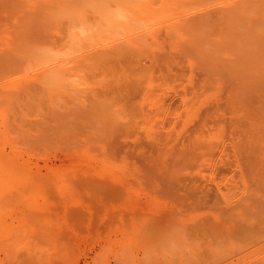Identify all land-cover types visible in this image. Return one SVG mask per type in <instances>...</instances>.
<instances>
[{
	"label": "bare ground",
	"instance_id": "bare-ground-1",
	"mask_svg": "<svg viewBox=\"0 0 264 264\" xmlns=\"http://www.w3.org/2000/svg\"><path fill=\"white\" fill-rule=\"evenodd\" d=\"M1 16H3V19L1 18ZM0 18L4 22V23L2 22L3 24L1 23L4 27V28L1 27V28H3V30L0 28L1 29L0 32H2V33H0V63L3 64V65H1L2 67L0 66V70H2L1 71L2 73L1 72L0 73L2 75L3 74L7 75V73H5V72H8L9 74L5 77L11 76V75H14L17 77L18 75H20V77H21L20 79H22L21 81L23 82L22 75H25V76L28 75L27 77H29V75H30V78L33 77L32 79H34V80L32 82L31 81L29 82V80H31V79L28 78L29 79L28 80L26 77L29 84L30 83L34 84V82L35 83L37 82L38 84H36V85L38 86L42 83L40 87H41V89H43L44 86H46V83L49 82V79L53 80V81L55 80V82L58 85L62 83L61 78H59L60 79L59 83L57 82L58 79H56V78L52 79L51 78L54 76L55 72L57 73V71L59 72L60 70L63 69L61 67V66H63L62 63L68 61V62H71L73 64V62H75L72 65L71 69L66 68L67 66H65V68L67 69L66 72L68 70H72V73L74 72V73H77V75H79L78 73H82L83 71L82 72H78V71H81L84 69V67H81V66H86L87 64H89L88 61H90V65L92 64L91 68L93 66L101 67L104 75H106L113 68L121 69V71L119 73H117V76L115 77L114 82H112V84L108 85L109 87L106 90H109V89H112L110 87L113 84L115 85V81H117L116 78L120 79V77L122 76L121 74L126 73L128 76L129 75L131 76V74L129 72L133 73V77L137 81V84H135V83L132 84L134 86H132L131 83L128 82L125 78L122 80L127 82L128 88L130 85L132 86V87L130 86V88L128 89V90L131 89L130 93L133 94L137 88H139V91L141 90L140 93H143L142 94L143 98L140 102H141L142 109L144 110L143 111V115H144L143 125H144V129L146 130V133H147V134L145 133L147 140L142 141V142H144V144H142V142H141L142 145L138 146V148L136 150L138 151L139 158H140L139 164L142 163V164H144V165H142V167H144V166L146 167V168L144 167L146 178L152 179V180H154V182L156 179V182L158 181L157 183H159L158 185L159 186L161 185V187H158V188L159 189L161 188L162 192L166 196V198H171L172 202H182V203H186V202H195V203H197V202H200V203L201 202H208V203H211V202L212 203L213 202H222V203L223 202H232L233 203L234 202L233 205L231 206L232 209L230 208L231 213L229 212V214H230V215L228 214L229 217H226L228 219L227 223L225 221L226 218H224L223 216H227V215H225L224 212H226V210H227V212L230 211V210H228L230 205L228 206V204H227L228 208L226 209L227 206L225 203H223L225 205V208L223 209L224 212L221 211V214H222V212L224 214V215H222L221 220H223V218H224L225 223L230 226V227L225 228L226 227L225 223L223 221H221L224 224L223 227L225 228L224 229L225 232L227 231L226 234L223 233L224 230H219L223 224H219L220 227L213 226V222H214V225L215 224L217 225L216 221H218V220L217 219L214 220L213 216L210 213L209 214L212 217L211 218L212 223H211V219L209 220V219L205 218L206 219V222H205V219L202 218L204 215H206V213L204 212L205 209L207 210L210 207L211 208L215 207V205H216V209H218L219 203L215 204L213 206H210V204H209L208 206H210V207L207 206V204H208L207 203L206 206H204V208L205 207H208V208H205L204 210H203V207L199 205V207H202V210L205 213L204 215L202 214L201 219L202 220L204 219V221H202V222L209 224V226H211V224H212V227H210L211 229L210 228H206V229L203 228L204 231L202 232V234L203 235L205 234L203 236V238L207 236L208 238L207 237L206 238L208 240L210 237H213L214 238L213 240L216 241V240H218L217 235H220L218 232V230H219V231H222L221 235L225 234L224 236H226L225 237L226 239H225L224 237H222L223 236L222 235L221 240H220L221 237H219V241H222L223 243L225 241L226 242L224 243L223 247L221 246L222 248L221 247L218 248L217 246L218 245L220 246V244H222V242H220V244H218L219 242H213L212 238H210L211 239L210 242L205 241L203 243L202 242V240L204 241L203 238L200 241L199 240V239H201V238H199L200 236H198V238H199L198 239L197 236L195 237L196 234L194 235V233H192L194 236L193 239L197 238L194 242H197V240H198V242H197L198 245L201 244V246H198L197 249H196V247H195V249L194 248L190 249V250H192L193 254H198V256L197 255L195 256L196 258L200 257V261L198 263L199 264L200 263L201 264H233V263L235 264L238 262V264H241V261H242V264L243 263H246V264H264V0H0ZM162 27H164L166 29V33H165L166 36L165 37H164V35L162 37L161 36L162 33H160V30L162 29ZM163 29H162V31H165ZM83 47H85V48H83ZM144 55L145 56H151L153 63L154 64L158 63V65L160 64L161 66L162 65L164 66L167 64L174 65L175 63H177L176 65H179V63H178L179 59H183V57L187 58L186 60L188 62H186V64L189 63L190 67L194 66L195 68L196 67L198 68L197 70H198L199 74H197V77L199 75V79L196 80L197 81L195 83L196 85H194V82H193L195 73L192 72V67L190 68L191 72H188L189 70H187V71L182 70V71L188 72L189 74L184 75L185 73L181 72V74L178 73V74L173 75L172 74V68L174 66H172V68H170L171 66L170 67L167 66V71H166L167 73L162 74L161 79L158 76H157L158 78H155L154 73L150 70L151 68L144 66L147 63V62H145V64H144V62H143ZM91 61L92 62L94 61L93 62L94 64ZM95 62H97L98 64H96ZM109 62H111V63H109ZM105 63H107V64H105ZM9 64H11L9 66V68L6 67V69H5V66H7ZM12 64H14V65L18 64L19 67L17 65H15V69H17V68L18 69L15 70L14 66H12ZM67 65L70 66L71 64L69 65L67 63ZM182 66H183V64H182ZM11 67H13V68H11ZM80 67H81V70H80ZM88 67H89V65H88ZM185 67L186 66H184V68L183 67L182 68L185 69ZM194 67H193V70H194ZM10 68L13 69L15 72L13 70L11 71ZM75 68L76 69L78 68L79 70L78 71L75 70L77 72L73 71V69H75ZM175 68H176V66H175ZM3 69H5V70H3ZM163 69H165V67H163ZM96 70H97V68H96ZM99 70H100V68H99ZM177 70L181 71L180 68H178ZM62 71L64 72L65 70H62ZM117 71H119V70H117ZM13 72L17 73V74H14ZM52 74H53V76H50ZM58 74L59 73H57L56 75H58ZM65 74H67V73H65ZM56 75H55V77H56ZM81 75H83V74H81ZM118 75H121V76H118ZM49 76H50V78H48ZM67 76L70 79L69 78L66 79ZM67 76L65 77L67 83L69 82V80H70V82L72 79L74 80V81H72L73 86H70V87L75 86V90L73 88L72 89L73 91H71V92L75 93L77 95L80 94L82 92V88H81V90L79 89L80 90V93H79V91H76V89H77L76 85H74V82H76L75 84L78 83L77 81H75L77 76L76 75H74L76 77H74L72 75H67ZM61 77H62V75H61ZM91 77H92V75H91ZM109 77H111V76H109ZM45 78H48V79H45ZM84 78L86 79V76H84ZM44 79L46 80L45 85H43V83L45 81ZM79 79H81V77ZM177 79H180V82L183 83L182 90L179 88L182 93L176 92L177 95L180 94V98L175 99L173 102H172V100L170 101V99L173 98L172 95H171L172 98H168L165 95H163V98H162L161 97L162 93L164 94V92L166 90H172L173 89L174 83H172L171 81L176 80V83L177 84L179 83V80L177 81ZM6 80H8V78ZM27 80H26V82H27ZM82 80H83V77H82L81 81H79V83H78L79 85H77V86L81 87V85H83L85 88L83 90L84 92L89 91V89H88L89 87L94 88L93 86L95 84H93V86L91 87L90 86L91 83L89 85L87 84V86H89V87L86 88L85 87L86 84L84 85V84L80 83V82H82ZM86 80H88V79H86ZM86 80H83V81L87 82ZM111 80H112V78H111ZM3 81H4V79H3ZM89 81L91 82V80H89ZM97 81L100 82L101 80H97ZM124 81L121 82L119 85V86H121L120 88H122L123 91H125L124 88L122 87V85L125 84ZM142 81H146V82L142 83V84L145 83V85L140 84ZM9 82H7V84H6L7 87L9 86V84H8ZM18 82H17V84H18ZM10 83H11L10 86L12 85V83H13V86H11V87L9 86V88H8L9 90L6 88L8 90V92L10 91V88H12V87L14 88V85H15L14 80ZM49 83H51V82H49ZM49 83H47L48 86L51 85ZM67 83H65V85ZM128 83H130V84H128ZM0 84H1V82H0ZM17 84H16V86H17ZM19 84H18V86H19ZM68 84L66 85V88H64L65 87L64 84H61V86H63V85L64 86L63 87L59 86V88H61L60 90H62V88L67 89V87H69ZM4 85L5 84L1 85V88ZM24 85H21V87H18V86L17 87L22 88ZM52 85H54V87L56 86L55 84H52ZM42 86H43V88H42ZM99 86H100V84H99ZM101 86H102V84H101ZM137 86H140V87H137ZM177 86L180 87L179 85H177ZM187 86H189V88H190V92H189L190 94H188V92H187ZM5 87H4V89L2 88L3 89V90H1L2 92L3 91L7 92V91H5L6 90ZM25 87H26V85H25ZM25 87H23V88H25ZM40 87H38V88H40ZM54 87L52 86L53 93L55 94V92H57V91L59 93L60 91L58 90V88H56L57 91H55L56 89L54 90ZM70 87L67 90V94H68L69 98L74 95V94L71 95L70 94L71 92L69 93ZM80 87H78V88H80ZM95 87H97V86H95ZM142 87L144 88V90ZM16 88H14V89H16ZM45 88H47V87H45ZM50 88L51 87H48V89H50ZM97 88H98V90L96 89V91L99 92L98 96L100 95V97H101V95H103L106 90L104 91V93L102 92V94H101V91H103V87L100 90H99L100 87H97ZM114 88H115V86H114ZM26 89L28 90V87L23 89V93L25 94V92H27V95H28L29 90L31 91V89H29L28 91ZM48 89H47V91L50 93V91ZM86 89H88V90L86 91ZM24 90H25V92H24ZM44 90L45 89H43V92L41 90L40 91L44 94L46 92V90H45V92H44ZM18 91H20V90L18 89ZM32 91H34V90L32 89ZM35 91L33 93L31 92L32 95L34 93H35L34 95L38 94L39 90L37 91V93ZM51 91H52V89H51ZM74 91H76V92H74ZM175 91H176V89H175ZM48 92L45 93L46 96L47 95L51 96L53 94V93L48 94ZM91 92L92 91H90L89 94H91ZM106 92H108V91H106ZM111 92L112 93H110V94L108 92L106 96H108V94H109L110 96L113 95V97H114L115 96L113 94L114 91H111ZM12 93H13V91L10 94H12ZM20 93L21 92H19V95L23 94V93H21V94ZM60 93L63 94L62 91ZM140 93H137L138 94V95H136L137 98H138V96L141 95ZM41 94L39 92L38 95H40V97H41ZM64 94H66V90H65ZM64 94H63V96H64ZM85 94L86 93H82L80 95L86 96ZM120 94L118 93V95H117L118 98H120ZM0 95L5 96V94H1V93H0ZM12 95H10V96H12ZM25 95L19 97L18 94H16L17 97L24 100V103L26 101ZM134 95H132L133 98H134ZM3 96H2V98L4 99L5 97H3ZM50 96L49 97L47 96V97L52 100V98H51L52 96L51 97ZM59 96H61L60 98L62 99L63 96L60 94H59ZM110 96L108 98H110ZM17 97H15V98L12 97L13 99L8 98V101L10 99L11 100L15 99L9 105L11 106L13 104L12 105V106H14L13 108H15V109H16V107L20 108V109L22 108V110L25 107L24 105H26L25 108L28 109L27 104L30 102L27 100L28 103L26 102V104H22V101ZM35 97L34 96L32 97L33 100L30 99L31 96L29 97V99L33 103V106L36 103V102L35 103L33 102ZM40 97L39 98L37 97L36 99L38 100V99H40ZM47 97H46V99H47ZM74 97H75V99H77L80 96H78V97L74 96ZM91 97L92 96H90L88 99H92ZM2 98H0L1 103H3ZM43 98L45 99V96ZM103 98H105V96L101 97L100 99H103ZM174 98H176V97L174 96ZM61 99H59V101H62L64 99V102L66 103L65 97H63L62 100ZM66 99H67V97H66ZM73 99L71 100V98H70L69 101H70L71 107L75 106V110L77 108L76 106L80 107L79 109L77 108L78 110H81V107H84V106H85V108H87L89 106V104L94 100V99H92V101L89 100V102H90L89 103L88 99L86 98L87 101L83 102V103H86V102L89 103V104L87 103L88 106H86V104L84 105L83 103H79L81 101V99L84 100L85 98L81 97V99L79 101L77 99L76 101L79 104H77V103L72 104L71 101L72 102L75 101V99L74 100ZM127 99H129V98H127ZM136 99H133V100H136ZM17 100L20 101L21 105L24 107H18V106L15 107L14 103L20 104V102H16ZM54 100L55 99L53 96V101H51V103L55 102V101H57L56 103L59 102L58 100H55V101ZM113 100H112V103H113ZM167 100H169L170 103L167 104V102H168ZM104 101L105 100H103V103H104ZM109 101H108V106H109V104L112 105V103H109ZM132 101H130V102H132ZM137 101L138 100H136L134 102H137ZM7 103H9V102H7ZM7 103H6V105H7ZM39 103H40V101H39ZM39 103H37V104H39ZM48 103H50V102L48 101ZM118 103H119V99H118ZM121 103L116 105L117 107L115 105L114 106L116 108H118ZM172 103H175V104H172ZM60 104H62V103L60 102ZM68 104H69V102H68ZM68 104L66 103L67 106H68ZM115 104H116V102H115ZM126 104H127V102H126ZM21 105H19V106H21ZM51 105L54 106L55 104L53 103ZM100 105L102 106L103 104L100 103ZM134 105H136V104H134ZM10 106H8V105L4 106V107L2 106L3 110H2V107H0L1 108L0 112L4 111V109L7 107H9L7 109V110H9ZM12 106H11V109L9 110L10 112L13 109ZM29 106H30V108L32 107V105H29ZM62 106H63V104L61 105V108H59V106H58L56 109H58V110L60 109V112H61V110H65L64 113H66V111L69 109L68 108H67V110L62 109V108H65ZM108 106L106 107V110L110 111V110L114 109V107H113L109 110V109H107V108H109ZM71 107H69V108L71 109ZM136 107L139 108L138 105ZM33 108H35V106ZM42 108H43L44 112H46L45 108H47V110L49 109L48 107H42ZM90 108H91V105L89 108H87L89 110H85V112L87 111L86 113H88V115H91V114H89V111L91 110ZM93 108H95L94 103H93L92 109ZM98 108H95V110L100 111ZM138 108H136V109H138ZM26 109H25V111L29 112ZM128 109L126 108V111ZM16 110L18 111L19 109H16ZM40 110H41V108H40ZM121 110H122V108H121ZM121 110L119 108V112H118L119 115H120V112H122L125 115V114H128L129 112L132 113V111H136L133 109L132 111H127V113H125V110H122V111ZM15 111H14V113L17 112V111L15 112ZM81 111L82 112L79 115L83 116L85 112L83 110H81ZM138 111H137V113H138ZM6 112L8 113V111H6ZM6 112H5V114L7 116ZM18 112L16 114L20 116V114H18ZM26 112L23 114L21 113V116L22 115L25 116L24 114H27L26 116H28V113H26ZM33 112H35V111H33ZM96 112H94L95 114L91 115L92 118H95V119L97 118L96 114L98 112L97 113ZM2 113L4 114V112H2ZM37 113H40V111H37ZM37 113L36 112L34 113V115L36 117L38 115ZM46 113H43V114L40 113V115L41 116L44 114L46 115ZM55 113H57V112L55 111ZM76 113L78 114L77 110H76ZM86 113H85L84 117L87 115ZM90 113H91V111H90ZM111 113L112 112H110V115H111ZM118 113H117V115H118ZM183 113H185V115H182ZM16 114L12 115V117L16 116ZM31 114H33V113H31ZM50 114H52V110H51ZM66 114H69V112ZM8 115H10V113ZM110 115H108V116L111 117ZM122 115L119 116L120 119L124 116V115L123 116ZM128 115H126V116L128 117ZM170 115H171L172 121H169L170 118H168V117ZM172 115H174L173 116L174 118L172 117ZM2 116L0 115L1 119L4 121L6 119V116L5 115H4L5 117L4 116L2 117ZM23 116H22V119H23ZM29 116H31L30 112H29ZM33 116L29 117V118H33ZM46 116H47L46 118L50 117L48 115V113ZM60 116H61V114H60ZM63 116L66 117V115H64L62 113L61 117H63ZM67 116H68V117H66L67 119H69L70 121L71 120L73 121L72 122V125H73V123L75 122L74 120H77L76 116L74 119H71L73 114L71 117H70V114ZM81 116H79V117H81ZM91 116L88 118H91ZM126 116H124L125 119L127 118ZM184 116H186V117L184 118ZM12 117H10V121L13 120V119H11ZM38 117H37V119L35 118L36 120H38V122L32 121L33 123H35V122L38 123L36 125H39V123L45 125L48 123V122L46 123V120L53 121V123H55L57 121H58V123H60L62 120L65 122L67 121L66 118L61 120L60 119L61 117L59 118V116H58L59 119L58 118H57L58 120L56 119L57 121H54L55 116H54V120L46 119L45 121H42L43 120L42 118H40L42 120L38 119ZM79 117H77V118L79 119ZM17 118H21V117H17ZM17 118L15 120H13V122L16 120H17V122L18 121L20 122V119H17ZM88 118H86V119H88ZM133 118L134 117H132L131 120H133ZM7 119H9V118H7ZM22 119H21V123L24 120V119L23 120ZM97 119H99V117ZM166 119L168 120L167 122H166ZM81 120H82V118L79 119V121H81ZM100 120H101V118L99 119V121ZM30 121L31 120L29 119L27 124L32 123ZM70 121L68 122L69 125L71 124ZM193 121H195V123ZM4 122H7V121L5 120ZM26 122H27V120H26ZM42 122H44V123H42ZM192 122L194 124H192ZM68 123H67V125H68ZM87 123H89L88 125H90V127H92V126H93V128L95 127V130H96V126L99 124L98 122H95V125L94 124L91 125V123L88 122V120H87L86 124ZM101 123H102V120H101ZM109 123H110V121H109ZM127 123H129V121ZM127 123H125V124L127 125ZM189 123L192 125H190ZM5 124L6 123H4V125H3L4 128H5ZM55 124H57V123H55ZM75 124H76V122H75ZM188 124H189V126H188ZM24 125L27 128V125L26 124H24ZM69 125H68V128L71 129V127H69ZM143 125H141V126L143 127ZM1 126H2V124H1ZM11 126H13V124ZM18 126L19 127L22 126L21 129H23V125H17L15 127H18ZM47 126H48V131L51 132L50 130L53 131V129L55 127H57L58 125L57 126L53 125L54 127L51 126V128H53V129L49 128L50 125H47ZM80 126H82V125H80ZM102 126H101V130H102ZM141 126H139V128L141 130H144ZM19 127H18V129L16 128L14 130V132L19 130ZM97 127H99V126H97ZM134 127H135V124H134ZM58 128L59 127H57V129ZM63 128H62V130L64 131L66 129V132H67L68 128L67 127L64 129ZM129 128H128V130H129ZM139 128L137 127V129H139ZM43 129L45 130V128H43ZM79 129H81V131L84 130L86 132H87V130L92 131V128L91 129L87 128V130H85L86 128L85 129L79 128ZM126 129H125V131H126ZM1 130H3V129H1ZM41 130H42V127H41ZM44 130H43V132H44ZM55 130H56V128H55ZM55 130H54V133H55ZM95 130H93L92 132H94ZM38 131L39 130H37V132ZM45 131H47V130H45ZM96 131L101 132L100 130H96ZM125 131H123V133H125ZM9 132H11L12 134L14 133L12 130ZM39 132H41V131H39ZM120 132H121V130L119 131V133ZM141 132H143V131H141ZM2 133H3V137H4V132H2ZM27 133L28 132H26V134ZM32 133H34V132H32ZM51 133L48 134L47 136H49V135L51 136ZM54 133H53V135H55ZM58 133L59 132H57L56 134H58ZM60 133H63V132L61 131ZM67 133H65V137L69 135V134L66 135ZM72 133H74V131ZM102 133L105 134L106 132L103 131ZM138 134H139V132L137 133V135ZM5 135L8 136V132ZM58 135L56 137L60 136V135L59 136ZM93 135H91V133H90L89 136L91 137ZM112 135L114 136V134H112ZM115 135L116 136L114 139H117L118 137H120V136L117 137V134H115ZM132 135H133V133H132ZM1 136H2V134L0 135V137ZM19 136H21V133L19 134ZM71 136H72V134H71ZM89 136H88V138H89ZM106 136H108V134H106ZM123 136H121V137H123ZM134 136H135V134H134ZM3 137H1V138H3ZM9 137H10V135H9ZM15 137L18 138L17 135H15ZM94 137H96V136L94 135L92 138H94ZM10 138H12V137H10ZM36 138L34 137V139H36ZM41 138L48 139L49 137L41 136ZM41 138H37L36 140L39 139V141H40ZM55 138H54V140H56ZM88 138L86 137L85 140H83L84 138L81 140L86 142V140ZM97 138L98 137H96L95 139H97ZM137 138H138V136H137ZM3 139L5 140L6 138H3ZM95 139H94V141H96ZM10 140L12 141V139H10ZM20 140H22V136L20 137ZM31 140L32 139L27 140V143ZM44 140H42V142H45ZM67 140L69 141V138ZM91 140L93 142V139H90L89 143ZM117 140H119V138ZM121 140H122V138H121ZM124 140H125V137L123 139V142H124ZM127 140L129 141L131 139L129 138ZM132 140L135 141L137 139L134 138ZM11 141H10V143H11ZM22 141H26V140H22ZM33 141L31 143H33ZM39 141L37 143L42 145L41 143H39ZM53 141L51 143H53ZM7 142L9 144V141H7ZM65 142H66V140H65ZM87 142L85 144H87ZM116 142L118 143L119 141H116ZM14 143H16V141ZM27 143H26V145L28 146V144H29V146H30L31 143L30 142L28 144ZM117 143L114 142V146H113L114 148H116L115 144L117 145ZM2 144H4V145H3V147L1 146V151H0V153H1L0 154V170H1L0 171V257H1V254L3 253L4 254V258L2 256L3 260L8 259V260L12 261L14 253L19 248H23L25 250H27V249L29 250V248H31L30 246L33 245L32 239L35 238L34 232L41 230V232L45 233V234L44 233L41 234V236L44 238L45 237L44 235L47 234L45 232L47 230V227H48V231H49V229H50V232L52 231L51 234H50V232L48 233V234H50V236L53 235L54 233H56L54 231V230H56L55 228H61L62 224H63V226L61 229H59V231L64 230L63 227L65 226V224L67 222L71 221V219L69 218L70 219L69 220L68 217H72L74 215L73 212L76 211L72 206H73L74 202H76V200L77 201L79 200L77 198H80L79 194H77L76 195L77 197H76L74 195L75 191H74V194L72 191L75 189L76 190L80 189V188L83 189V187L78 188L79 187L78 186L76 188V186L79 184V182H77V185L73 184V186H72V183H73L72 182L70 184L71 188H68V187H70V186H68V184L70 183L71 180H69V182L67 184H66V182L62 181V183L64 182V186L67 187V189H69V190H67L64 187L65 188V190H64L62 184L59 182L60 179H62V177L60 179L58 178L59 181H57L60 185L55 180H53L52 183L55 182L54 184H57L56 186H59V187H57V188H59V191H57V194H58V192L60 195L62 194V193H60V187L62 186V188H63L62 190H64L63 196H66L68 199L71 196V192H72L73 196L71 197V199L76 197V200H74V202H72L73 204L70 203V204H72L71 210L74 209L72 214H70L72 216L64 217V218H66L67 222H65V219H64V222L62 220L60 223V221H58V220L60 218H62V215H60L61 217L59 218V214H60L59 210L55 211L56 203L58 201V203H57V207H58L59 200H60V199L56 200L55 198L57 197V199H58L59 194L56 197L54 195H53L54 197L50 196L51 198H54V199H50V197H48L47 198L48 201L53 200L50 202H48V201L46 202V198L44 195V193L46 191H47L46 194L48 193V190L46 189L47 184L49 185V187L54 185V184L50 183L51 177H53V175L55 177V174H54L55 170H53L54 167L51 169L54 172L52 175H51V173H49V172H51V170H49V168H47L46 166L44 167V169L45 168L47 169L46 171L49 170V172H47V173L51 175L50 180H49L50 182L48 181L49 183H47L45 181V184H46V188H45L44 182L41 184H38L34 180L33 177H36L38 175V172H36V174H35L36 170L35 171H34V169L32 170L31 164L27 167L24 166V164L26 165L27 162L32 159V158L28 159V161H27V159H26L27 157H29V158L33 157V156L37 157L35 152H34L33 156L28 155V152H27L26 153L27 157L25 158L26 161L25 162L23 161L24 163L22 162L23 163L22 164L20 161L19 162H17V161L20 159L22 160L23 155L21 154V157L19 156L18 153H17V155H15V154L10 155L11 153L5 152V150H4V147H7L8 145L5 146L6 143H4V142H2ZM21 144H24V143L20 142V145ZM33 144H36V141ZM60 144H61V142H60ZM63 144H65V143H63ZM72 144H73V142L69 145H72ZM75 144H73V148L76 146V148L79 149L78 147H79V145H82V142L79 145L78 144L75 145ZM100 144L101 143H99V146H101V145L103 146V141H102V144L101 145ZM130 144H131L130 145L131 147L132 146L134 147L133 143L130 142ZM13 145L14 144L11 145V149L13 148L12 147ZM26 145L24 144V146H26ZM77 145H78V147H77ZM95 145L98 146L97 143H95L94 146ZM122 145H124V144H122ZM9 146H10V144H9ZM16 146L14 145V147H16ZM24 146H22V147H24ZM67 146H68V144H67ZM67 146H66V148H68ZM85 146H83V147H85ZM91 146H92V144H91ZM94 146H92V147H94ZM108 146H110V145H108ZM18 147H19V143H18ZM32 147H34V145ZM40 147L41 146H37L38 152L40 150L39 149ZM51 147H53V145ZM124 147H126L125 148V150H126L127 146L125 145V146H123V148ZM50 148H49V150H50ZM80 148H81V146H80ZM89 148L91 149V147H89ZM94 148H96V147H94ZM105 148H107V146L105 147V144H104V149ZM117 148L114 151H117ZM120 148L122 149V147L121 146L119 147V150H118L119 152L117 151V153H116L117 155L121 154V152H122V150ZM19 149L23 150V148H21V147H19ZM71 149H72V147H71ZM77 149H75V150L77 151ZM86 149L88 150L87 147H86ZM86 149H84V150H86ZM97 149H96V152L101 150V149L100 150L98 149V151H97ZM20 150H19V152L21 153ZM79 150H81V149H79ZM84 150H83V152H84ZM94 150L92 149V151H94ZM136 150H135V152H136ZM10 151L13 153V152L18 151V150L15 149V150H10ZM26 151H27V149L25 150V152ZM111 151H113V150H111ZM127 151L128 150H126L125 151L126 153L124 152V154L127 157H129L132 152L128 151V152H130V155H129ZM2 152H3V154H2ZM66 152H68V150ZM83 152H82V154H83ZM4 153L9 154V156L11 158L8 157V159L6 160L5 157L7 155H5V157H4ZM41 153H44V151ZM46 153H47V151L44 154H46ZM71 153L72 152H70V154ZM106 153L107 152H104V154H106ZM31 154H32V152H31ZM89 154H92V153L89 152ZM89 154L87 155L88 157L90 156ZM98 154H95V155H98ZM135 154H133L131 156H134ZM92 155L95 156L94 154H92ZM92 155H91V157H92ZM13 156H17V158L19 156V158L17 159L16 157H14L17 160H14V158H13V160H14L13 161L12 160ZM78 156H85V154L78 155ZM119 156H122V155H119ZM119 156L117 159H119ZM131 156L129 158H131V160H132L133 157H131ZM100 157H101V155H100ZM109 157L110 156H108V159H109ZM134 157H136V155ZM37 158H39V157H37ZM46 158H48V160H49V156L45 157L44 159H46ZM67 158L69 160V157H67ZM71 158H70V160H71ZM89 158L87 159L88 164L90 162ZM92 158H95V157H92ZM103 158L104 157H101V159H103ZM121 158H123L125 160L124 163L129 161V159L128 158L125 159L124 156H122ZM44 159H43L44 164L47 165L46 163L48 161L46 162ZM108 159L106 158L105 160H107V164H109L111 166L109 168V165H108V168L110 170L113 167L112 165H114V167H115V164H118V165H116V167L118 166L116 169H118L120 167V165L123 164V161H124V160H122V162H121V160H120L119 163H122V164H119L116 161H114L115 162V164H114V162H112V161L115 159L111 158V160H112L111 162L113 164H110ZM40 160H42V159H40ZM80 160L85 161L84 157H82ZM100 160H98V161H100ZM135 160H136V158H134V164H135V162H137ZM137 160H138V157H137ZM33 161L28 162V164L33 162ZM36 161H39V160H36ZM65 161H67V160H65ZM76 161H78V160H76ZM79 162L81 164H87L86 161L84 163L81 161H79ZM128 163L130 164V161ZM36 164H37V162L34 164L37 167V171H39V170L41 171V167L44 164L40 168H38L39 164H37V165ZM58 164H56L55 168L59 169L62 172H65V171H63L65 168L63 169L62 168L63 166L62 167L60 166V168H58V166H59ZM60 164H62V162H60ZM75 164L78 165L77 162H75ZM102 164H104V163H102ZM129 164L127 165V168H125V169H128V168L133 166V164H131V166L128 167ZM54 165H55V163H54ZM70 165H72V162ZM124 165L121 166L122 170L124 168ZM32 166H33V164H32ZM79 166L80 165H78V167ZM81 166H83V165H81ZM90 166L91 165H89V167ZM106 166L107 165L102 166V167L100 166V168L105 169ZM140 166L138 164H136L133 166V169L136 167V169H135V171H136V170L140 169ZM30 167H31V170L34 171V174H33V172H31V170H28V168H30ZM86 167H87V165L85 166V168ZM97 167H95V165H94L95 172H97L99 170V168H97ZM142 167H141L142 171H140L141 170L140 169L139 173L144 172ZM61 168H62V170H61ZM68 168H69V166L67 167L66 170H70V169L72 170L74 167H72L70 169H68ZM81 168L84 169L83 167H81ZM96 168H97V170H96ZM82 169H79V172H80V170L83 172ZM103 169H100L101 170V172L99 173L100 176H102L101 173H103ZM116 169H114V170L116 171ZM119 169L116 172L113 170L111 175L113 176L115 173L118 174L119 176L121 175V173H122V175L125 174L124 176L121 175L120 179L122 177H124V180L126 181L127 178L125 179V177L128 173L126 172L127 173L126 174L124 170L122 171L121 168H119ZM75 170H76V168H75ZM75 170L73 171V173H75ZM90 170H91V168H90ZM90 170H87V171H90ZM92 170H93V168H92ZM92 170L90 172H92ZM108 170H107V172H108ZM119 171H121L120 174H119ZM126 171H128V170H126ZM135 171H133V172L135 173ZM30 172L32 173V175ZM42 172L43 171L39 172V174L41 175ZM62 172L61 173L59 172L60 173L59 176H61ZM69 172H68V174H69ZM76 172H77V170H76ZM90 172H87V173H90ZM105 172L106 171H104V173ZM107 172H106V174L103 173L102 179L104 176L110 175ZM47 173H45V174H47ZM66 173H67V171H66ZM109 173H111V172L109 171ZM134 173L133 174L131 173L133 175V177H134ZM139 173L138 172L135 173V176H136L135 178H140L143 176V173H141L142 176H140L141 174H139ZM48 174H47V176L49 177ZM79 174L77 175V177L79 176ZM94 174H96V173H94ZM99 174H98V176H99ZM136 174L140 177H138ZM40 175H38V176H40ZM71 175H72V173H71ZM85 175H84V177H86ZM111 175L109 177H111V179H113ZM132 175H131V177H132ZM38 176L36 178H38ZM42 176H40L38 179H41ZM56 176L59 177L58 174H56ZM73 176L74 175H72V177ZM98 176H96V177L98 178ZM127 176H129V175H127ZM43 177L46 178L45 176H43ZM87 177H89V179H91V174H87ZM93 177L94 176H92V178ZM116 177H118V176L116 175ZM116 177H115V179H113L114 181L116 180ZM153 177H154V179H153ZM129 178L130 177H128V179ZM52 179H55V178H52ZM63 179H64V177H63ZM75 179L76 178H74V180ZM111 179H110V181H111ZM117 179H119V177ZM128 179H127V183L129 184L130 182L128 181ZM131 179H134V178H130V180ZM45 180H47V178ZM64 180H67V179H64ZM86 180L88 182L91 181V180L89 181L88 179H86ZM98 180H100V179H98ZM107 180H103V182H106L105 184H107ZM113 180H112V182H114ZM124 180L122 182H120L121 181L120 180L119 182L122 183V185H123ZM139 180H141V179H139ZM75 182H76V180H75ZM82 182L84 183V181H82ZM88 182H86V183L89 185ZM116 182L118 183V180ZM137 182L138 181H136V182L134 181L135 184ZM139 182L141 183L142 181H139ZM139 182H138V185L140 186ZM95 183L96 182H94L92 184L93 188L95 186H97V185H94ZM132 183L133 182L131 181V184ZM134 183H133V185H134ZM50 184H52V185H50ZM146 184H145V186H146ZM90 185H91V182H90ZM133 185H130V186L132 187ZM138 185L136 186L135 190L140 188V187H138ZM149 185H151V184H149ZM106 186H108V184ZM106 186H104V187H106ZM124 186H126V185H123L122 187L121 186H117V187H120V189L122 188V192L124 190H127V187L129 188V190L134 189V186L132 188H130L129 186H126V189L124 188ZM145 186H143V187H145ZM43 187L46 191H44ZM86 187H87V185H86ZM90 187L92 188V186H90ZM104 187H102V188H104ZM112 187H113V185H112ZM112 187L109 190L110 192H111V190H113ZM114 187H116V186H114ZM151 188H148V189H150V192L147 188H144L143 193L145 194L144 190L146 191V194L151 193L152 190L154 189V187L152 188V190H151ZM158 188L156 185L155 190ZM48 189H50V188H48ZM55 189H53V190H55ZM71 189H72V191H70ZM85 189L86 188H84V190ZM94 189L99 191V189H97L96 187ZM94 189H92L93 190L92 193L97 192V191L94 192ZM120 189H119V191H120ZM51 190H52V188H51ZM62 190H61V192H62ZM66 190L69 192L66 193ZM138 190H139L138 193H142V191L140 189H138ZM77 191H76V193H78ZM88 191H90V189ZM109 191H108V196H111ZM114 192L117 193V191H114ZM125 192L130 193L128 190ZM132 192H134V191H132ZM52 193L55 194L54 191ZM52 193L50 195H52ZM84 193H85V191H84ZM100 193H102V192H100ZM100 193H98V194H100ZM154 193L156 194V191L153 190V193H151V194H154ZM66 194H68V195L70 194V196L68 197V195H66ZM96 194L97 193H95L93 195L95 196ZM98 194L95 197V198H97L96 203L99 199H102L101 197H103V195H102L103 193L100 194V196L102 195L101 197H99ZM113 194L114 193L112 192V196H115ZM158 194L159 193H157L155 195V197H153V196H151V197L153 199H155ZM136 195H137V193H136ZM139 195L140 194H138V197H139ZM143 195H142L141 199L143 198ZM164 195H163V197H164ZM40 196L41 197L43 196L45 198V202H39L38 198ZM47 196H49V194H47ZM97 196L99 197V199ZM163 197H161V198H163ZM36 198L38 199L37 201H36ZM61 198L63 199L64 197H62V195H61ZM81 198H82V196H81ZM161 198H159V199H161ZM87 199H89V198L87 197L86 201H87ZM134 199H136V197ZM156 199L154 200L155 202H157ZM64 200H65V198L63 199V203L65 202ZM80 200L82 201V199H80ZM109 200H110V198H109ZM109 200H105V201H109ZM149 200L150 199L148 198V201ZM161 200H160V202H161ZM81 201H80V203H82L83 206H87L88 204H90L88 206H91L94 204L93 202H95L93 200V202L91 203V201H92L91 200L90 202L88 201V203L86 202L87 204L85 205V204H83L84 200L82 202ZM165 201L162 200V203L164 202V204H166ZM69 202H70V200H69ZM99 202H100V200H99ZM115 202H117L116 199H115ZM150 202H153L152 199ZM160 202H159V204H160ZM76 203L80 204L79 202H76ZM96 203L94 205L97 206ZM106 203H104V204H106ZM137 203L138 204L140 203V199H139V202L137 201ZM212 203H211V205H212ZM65 204H66V202H65ZM67 204H68V202H67ZM67 204L64 205L62 210L59 206V208L62 212H63L65 206H69V210H70V204H68V205ZM100 204H101V202H100ZM131 204H132V202H131ZM151 204L154 205L155 203H151ZM156 204H158V202ZM171 204H173V203H171ZM171 204H170V206H171ZM178 204H181V203H178ZM82 205H81V207H82ZM135 205H137V204H135ZM143 205H141V206L143 207ZM168 205H169V203H168ZM189 205H192V204H189ZM53 206H54V209H53ZM62 206L63 205H61V207ZM128 206H131V205H128ZM137 206H134V207L135 208L137 207L138 209H143L141 207L139 208L140 205H137ZM166 206H167V204H166ZM179 206L180 205H178V207ZM187 206L188 205L186 203V205L184 207H186L188 209L190 207V209H191L193 205L188 206V207ZM196 206H197V207H195L196 209L199 208L198 205H196ZM77 207H78V205H77ZM81 207H78V208H81ZM160 207H162V204H161V206L159 205V209H162V210L165 209L164 206H163L164 208H160ZM173 207H174V205H173ZM128 208H130V207H128ZM137 208H136V210H133L131 208L129 209V210H131V212L133 210L135 213H138L137 216L135 215V217H138L142 213V212L141 213L138 212ZM149 208H151V207H149ZM179 208L181 210V207H179ZM179 208H177V209L174 208V209H176L178 211ZM67 209L68 208H66V210ZM144 209H147V208H144ZM174 209H172V210L174 211ZM190 209L186 210V214L188 213V211H190ZM79 210H81V209H78L75 212L76 215H77ZM91 210H89L91 212H89V211H87V212L92 213L93 208ZM125 210H128V209H125ZM172 210H171L170 214L172 213L171 215H175L176 213L174 214L172 212ZM195 210H194V208L191 209L192 212ZM83 211L86 212L85 209ZM83 211H81V212H83ZM141 211H143L144 213L147 212L146 210H141ZM150 211H152V210H150ZM214 211L215 210L213 209V212ZM65 212H68V210ZM165 212H168V211L166 210ZM165 212H164V214H162L163 212L161 213V215L159 214L160 217L162 216L161 218H164ZM178 212H180V211H178ZM196 212H198V211H196ZM208 212L212 213V211H209V210H208ZM68 213L65 215H69ZM79 213H80V211H79ZM107 213H108V211H107ZM199 213H200V211H199ZM108 214H110V213H108ZM124 214H125V212H124ZM127 214L129 216V213H127ZM170 214H168L169 216L168 215L166 216V220L168 221V223H170L169 218L172 217V216H170ZM180 214H177V217H179ZM189 214H190V212L188 213V215ZM191 214H193V213H191ZM209 214H208V216H209ZM218 214H216V215H218ZM221 214H219L218 217H220ZM89 215L93 216V213H92V215L91 214H89ZM110 215H111L112 220H113V218H114V216H112L113 214H110ZM213 215L216 218V215L214 213H213ZM90 216H87V217L89 218ZM104 216L109 217V216H107V214ZM116 216H117V214H116ZM123 216L125 217V215H121V218L124 219ZM144 216H145V214L143 215V217ZM191 216L192 215H190V218L192 219V217H194L195 215L192 217ZM198 216H199V214H198ZM78 217L80 218V215ZM106 217L103 218L104 221L111 223L110 222V221H112L111 218L109 217L110 220H108V218H107V220H108L107 221V220H105ZM130 217L133 220L132 215H130ZM154 217H153L154 219H156V218L158 219V217H156L155 214H154ZM167 217H169V218H167ZM175 217H176V215H175ZM204 217H206V216H204ZM75 218H77V217H73V221ZM79 218L77 220L78 223L75 225V226L78 225L77 228H81V226H79L80 225L79 224V222H80ZM153 218H151V219L153 221H155ZM183 218L186 219V217H182V215H181V218H177V219L181 220ZM187 218H189V217H187ZM81 219H82V216H81ZM90 219L92 220L93 218L91 217ZM189 219H187V220H189ZM197 219L198 218H196V220ZM201 219L199 218V220H197V222L201 221ZM44 220L45 221L47 220V222L44 223L45 225L39 224V222H42ZM55 220H57V221L55 222ZM137 220H138V218L134 219L135 224H136ZM173 220L171 221L172 223H174ZM82 221H85L84 223H88V222H86V220H82ZM92 221L94 222V220H92ZM115 221H118V220L115 219ZM128 221L132 222L131 219ZM128 221H127L126 225L124 224V222H126V221H124V222L120 221V223L121 224L123 223L126 226V228L128 226V229H129L130 224L128 223ZM144 221L146 222V219ZM153 221H152V223L149 222V224L150 223L155 224L158 220L155 223ZM193 221H194V219H193ZM89 222H90V220H89ZM159 222H160V220L158 221V224H160ZM177 222H179V221H176V223ZM185 222H186V220H185ZM185 222L182 224V227L185 224ZM202 222H201V226H203ZM48 223H49V225H48ZM54 223H55V225L56 224L57 225L54 226ZM75 223H76V220H75ZM109 223H107V224H109ZM137 223H138V221H137ZM146 223L141 224V225L142 226L146 225ZM162 223H163V221H162ZM180 223H182V220ZM187 223H189V222H187ZM190 223H189V225H192ZM60 224H61V226H60ZM90 224H91V222H90ZM101 224L103 225V223H101ZM123 224H122V226H123ZM139 224H140V222H139ZM207 224H206V226H207ZM66 225H67V228L65 227V229L66 230L71 229L70 231H72V233H73L74 224L72 226L73 229L70 228L71 226L68 228V223ZM168 225H170V224H168ZM168 225L165 224L164 227L168 226ZM185 225H187V224H185ZM199 225L200 224H198V225L195 224V226H193V227L197 228V226L199 227ZM104 226H105V222H104ZM118 226H120V225H117V227ZM192 226H189L190 230L192 229L191 228ZM87 227H88V225H87ZM101 227L102 226L100 225V228ZM144 227L145 226H143V229L140 230L141 233H138L135 235L145 233L143 231V230H145ZM159 227H161V226L159 225ZM180 227H181V224H180ZM187 227L186 226L183 227L184 228L183 231L187 232L189 230V229L187 230ZM214 227H216V228H214ZM223 227H222V229H223ZM53 228H54V230H53ZM83 228H86V227H83ZM118 228H121V227H118ZM130 228H132V225ZM138 228H139V226H138ZM173 228H174V226H173ZM90 229L92 230V228H90ZM124 229L122 232L125 233V231H128L127 229H125V230ZM147 229H148V227H147ZM168 229L172 230V228H168ZM175 229H173V230L175 231ZM117 230H119V229H117ZM155 230H154V233H155ZM192 230H195V229H192ZM197 230H200V232L202 231L200 228ZM53 231H54V233H53ZM147 231L148 230H146V233H147ZM151 231L153 232V230H151ZM151 231L149 229L150 233L149 232L148 233L151 234L152 233ZM169 231L170 230H168V232ZM179 231L181 232V230H179ZM183 231H182V233L184 234L185 232H183ZM64 232H65V230H64ZM75 232H76V229H75ZM77 232L75 234H77ZM81 232L83 233V231H81ZM122 232L118 231L119 234H121ZM129 232H130V230L128 231V233ZM132 232H130V233H132ZM177 232H178V230H177ZM191 232H189V233H191ZM194 232H196V231H194ZM66 233H67V231L65 232V234ZM126 233L124 235H126ZM157 233L158 232H156V234ZM33 234H34V236H32ZM57 234L58 233H56L55 236ZM80 234H77V236H79ZM119 234H118V236H119ZM202 234H200V235L202 236ZM215 234H216L217 238L214 237ZM229 234L231 236L236 237L239 242L237 241L238 243H236V244L231 242V245H230V243L228 244L227 239H228ZM37 235H38V233H37ZM69 235H68V237H69ZM115 235H116V231H115ZM157 235H159V234H157ZM157 235H156V237L158 239ZM172 235L174 236V234H172ZM172 235H170V236H172ZM208 235H211V236L209 237ZM31 236H32V239L30 238V241H29L30 243H29L28 241H26V239L31 237ZM80 236H83V235L81 234ZM80 236H79V238H80ZM175 236H176V234H175ZM48 237L49 236H46V238H48ZM56 237H60V236L57 235ZM56 237H55L56 240L53 239V244H54L53 247L56 246L55 244H57V243L59 244L58 240L62 239V238H56ZM68 237H67V239H68ZM141 237H143V236H141ZM156 237H155V239H156ZM189 237H188V239L186 238L185 240L186 241L189 240L190 239ZM52 238H54V237L52 236ZM52 238H50V239H52ZM124 238H125V236H124ZM38 239L39 238L37 236V241H38ZM50 239H48V241ZM65 239H63V242L67 241ZM69 239H71V237ZM75 239H77V238H75ZM80 239H78V240H80ZM117 239L118 238L116 236L114 239L111 238L112 241L113 240L115 241ZM120 239H121V237H120ZM155 239H152L151 241H153V240L155 241ZM193 239H190L189 241L192 242L191 240H193ZM223 239L225 241H223ZM232 239L233 238L231 237V240ZM139 240H138V242H139ZM146 240H147V238H146ZM231 240H229V241H231ZM45 241L46 240L44 238V242ZM55 241H57V242L55 243ZM112 241L110 243H112ZM154 241H153V244H154ZM170 241H172V240H170ZM181 241L186 242L183 240H181ZM189 241H187V243ZM42 242L40 245L44 244V246H45L47 244L46 246H48L47 241H46V244L45 243L42 244ZM117 242H119V240ZM134 242L131 245H133ZM157 242H156V244H157ZM172 242L174 243V244L172 243L173 247L175 246L174 248L177 249L176 244H178L180 242H178L176 244H175V241H172ZM194 242H192V243L194 244ZM69 243H73V242H69ZM114 243H116V241ZM149 243H148V245H149ZM161 243H163V242H161ZM37 244H39V243L37 242ZM65 244H67V243H65ZM65 244H63L64 246L63 245H60V246H62L66 249V248H68V246L66 247ZM137 244L138 243H136V246H137ZM71 245H75V244H71ZM108 245H110V244H108ZM111 245L121 247L122 244L120 243V244H116V245L115 244H111ZM123 245L125 246V244H123ZM127 245L129 246V244H127ZM131 245H130V249H128V246L126 247L128 253H123V257H126V254H130L129 250L134 251V249H131ZM148 245H147V247L156 246V245H152V244L149 246ZM181 245H182V243H181ZM181 245L179 244L178 246H181ZM189 245L191 246V244H189ZM35 246H37V245H35ZM114 246L112 249H116V248H114ZM124 246L121 248L123 249ZM136 246H134L135 249H136ZM141 246L144 247V248L141 247L142 250L145 249L144 251L147 253V254L144 253V255H143V252H142V256H145V255L148 256V252L150 250H151V252H153L151 247H149V249L150 248L151 249L148 251V249L146 248V245H144L142 243ZM193 246H196V245H193ZM104 247H105V249L107 248L106 245ZM42 248L45 250L46 247L42 246ZM55 248H57V246ZM46 249H49V247ZM146 249H147V251H146ZM175 249H173L174 252H175ZM32 250L34 251V249H32ZM54 250L57 251L59 249H54ZM60 250L58 253L56 252L57 255H59ZM178 250H179V247H178ZM123 251L124 250H122L121 254H119V255H122ZM132 251H130V252H132ZM140 251H138V252H140ZM135 252H136V250H135ZM157 252H160V250L159 251L157 250ZM177 252H180V251H177ZM182 252H181V254L183 255ZM190 252H189V256L191 254ZM46 253L49 254L50 252L46 251ZM153 253H155V252H153ZM61 254L63 256L64 253H61ZM71 254H72V252L70 253V255ZM116 254H117V252H116ZM136 254L139 256L138 253H136ZM136 254L134 253V255L136 257H138ZM158 254L159 253H156V255H158ZM160 254H161V252H160ZM165 254L166 253H164V256H165ZM41 255H43V252H42V254H40V256ZM174 255H175V253L173 254V256L171 255L172 257H170V258H174ZM140 256H139V258H140ZM155 256H152L150 258L147 257V258L151 259V258H154ZM177 256L178 255H176L175 257L177 258ZM46 257H48V256H46ZM127 257L128 258L127 259L125 258V261L128 262V261H130L128 259L131 258V255L127 256ZM132 257L134 258V256H132ZM166 257H169L168 254L166 255ZM180 257H182V256H180ZM50 258H51V256H50ZM65 258L63 256L62 260L61 259L60 260L63 261V259H65ZM133 258H131V259H133ZM170 258H169V260H170ZM1 259H0V262L2 261ZM115 259H116V262L118 264H121L120 260L117 261V259H119V258H116V256H115ZM135 259H137V258H135ZM143 259H145V258L143 257ZM157 259H158V257L156 256V260ZM175 259H174V261H173V259H171L170 261H168V263L176 264L177 262L175 261ZM191 259H193V258H191ZM121 260H123V259L121 258ZM142 260L140 261V259H139L140 264H141ZM34 261H35V259H34ZM44 261H45V259H44ZM125 261H123V262H125ZM147 261H149V260H147ZM177 261H178L177 264H179V263L183 264V262L186 261V258L185 257L179 258V260H177ZM187 261H190V260L188 259ZM191 261H194V259ZM123 262H122V264H125V263L127 264V262H125V263H123ZM24 263H26V262H24ZM40 263H43V262L41 261ZM146 263H148V262H146ZM1 264H6V262H2ZM37 264H39V263H37ZM156 264H158V263H156ZM161 264H165V263H161Z\"/></svg>",
	"mask_w": 264,
	"mask_h": 264
},
{
	"label": "rangeland",
	"instance_id": "rangeland-1",
	"mask_svg": "<svg viewBox=\"0 0 264 264\" xmlns=\"http://www.w3.org/2000/svg\"><path fill=\"white\" fill-rule=\"evenodd\" d=\"M1 18L3 19V16H1ZM1 18H0V28L3 27L2 24L4 23L3 20H2ZM2 22H3V23H2ZM1 23H2V24H1ZM1 25H2V26H1ZM3 28H4V27H3ZM3 28H1V29L3 30ZM163 28H164V27H162V29H163ZM1 29H0V31H1ZM162 29L160 30V33H162V35H161V34H160V35H161L162 37H163V35H164V37H165V36H166V34H165V33H166V29H165V28L163 29V30H165V31H162ZM161 31H162V32H161ZM0 33H2V32H0ZM83 48H85V47H83ZM84 50H85V49H84ZM146 58H147V59H146ZM186 59H187V58H184V57H183V59H179V62H178L179 65H176L177 63H175L174 65H172V64H167V65H164V66L162 65V66H161L160 64L158 65V63H157V64H154V63H153V60H152V58H151V56H145V55H144V57H143V62H144V64H145V62H147L146 65H144V66L151 68L150 70L154 73L155 78H158V77H159V78L161 79V75L167 73V72H166V71H167V66H169V67L171 66L170 68H172V66H174V67L172 68V74H173V75H174V74H178V73L181 74V72H182V73H185L184 75L189 74L188 72H191V71H190V70H191L190 68H191L192 66L190 67L189 63L186 64V62H188ZM88 62H89V64H87L86 66H81V67H84V69L82 68L83 70H81V67H80V70H81V71H78V70H79L78 68H77V69H76V68L73 69V71L77 70L78 72H82V71L84 72V73H83V72H82V73H78L79 75H77V73H74V72L72 73V70H68L69 72H68V71L66 72V70H67L66 68H70V69H71V68H72V65L75 63V62H73V64H72L71 62H68V61H67V62H64L65 64L62 63L63 66H61V67L63 68L62 70H65L64 72H63L62 70H60L59 72L57 71V73H59L58 75H56L57 73L55 72V73H54V76H53V74L50 75V76H53V77H51L52 79H54V78L58 79V80H57L58 83H59V80H60L59 78H61V82H62V83H61V82H60V83H61V84H64V85H65V83H67V82H66V79L69 78L67 75H72V76L76 75L78 79L76 78L77 80L75 79V81H77L78 83H79V81H81L82 77H83V80L88 79V80H86L87 82H88L89 80H91V82L89 81L88 83L85 82V81H83V80H82L83 83L80 82L81 84H84V85L86 84V85H85L86 88L89 87V86H87V84L89 85V84L91 83V84H92V85L90 84L91 87L93 86V84H95V85L93 86L94 88H90V87L88 88L89 91H87L88 89H86L87 92H84V91H83V90L85 89L83 85H81V87H80V86H77V85H79L78 83L75 84L76 82H74V85H76V87H77L76 91H79V93H80V90H81V88H82V92H81L80 94H82V93H86V94H85L86 96H81L80 94L77 95V94H75V93H72L71 91H73V90H72L73 88H74V90H75V86H74V87H70V86H73V84H72L73 82H72V81H74V80L72 79L71 82H70V80H69L68 83H69L70 85L67 83L68 86L70 87V89H69V90H70L69 93L71 92V93H70L71 95L74 94L73 96H71L70 94H69V95L71 96V97H70L71 100H72L73 98L75 99L74 96H77V97L80 96L79 98H77L78 101L81 99V97L85 98L84 100L81 99V101H80L79 103H83V102L87 101V99H88L90 96H92L91 98L94 99V100H93L94 102L92 101V99H88V102H89V100L92 101V102H91V103L89 102L90 104H89L88 102L83 103V104H84V105L86 104V106H88V104H89V106H88L87 108H89L90 105H91V108H90V109H91V110H90L91 113H90V111H89V114H91V115L95 114L94 112L97 111V110H95V108H98V107L100 106V107L98 108L100 111H97L98 113L96 112V113H97L96 115H97V118H98V117H99V119L101 118L102 123H101V120L99 121V119H97V118H96V119H95V118H92L91 115H88V113H86L87 111L85 112V110H89V109L85 108V106H84L83 104H82V105H83L84 107H81V110H83L88 116L86 115L87 117H86V116L84 117V115H85L84 112H83V113H84L83 116L79 115V114H81V112H82L81 110H78V109L80 108L79 106H76V107L78 108V109L76 108V110L78 111V114L76 113L75 106L73 105L74 107H71V104H70V101H69L70 98H69V96H68V94H67V90H68L69 87H67V89H64V88H66V85H67V84L65 85L64 88H62V90H60L61 88H59V86H61V84L58 85V84L55 82V80L53 81V80H50V79H49V82H51V83H49V82H47V83H49V84H51V85H52V84H55V85H56L55 87H54V85H52V86L54 87V90H55L56 88H58V90H59L60 92L62 91L63 94L65 93V90H66V94H64V96H63V94H61L60 92L58 93L57 89L55 90V91H57V92H55V94H54V93H53V88H52V86H51V85L48 86V84L46 83V80H45V79L50 78V76H49L48 78H45V79H44L45 81L43 80V81H44L43 85H45V83H46V86H44V88H43V86H42V88L45 89L46 92H48V91H47L48 87H51V88L48 89V90L50 91V93H53L54 95L52 94V95H51L52 97H51L50 95H47L48 97L50 96V97L52 98V100H51V99H49V98L46 96V94H45V93H46L45 90H44L45 93H44V94L42 93V92H43V89H41V87H40L41 84H42L41 82H40L41 84L38 85V86L36 85V84H38L37 82H36V83L34 82V84H33V83H32V84H31V83L29 84L30 81L32 82V81L34 80V79H32L33 77L30 78V75H29V77H27V76H28L27 74H26L27 76L22 75V78H23V82H22V81H21L22 79H20V78H21L20 75H18L19 77H18V76L16 77V76H14V75H11V76H8V77H5V76H7L9 73H8V72H5V73H7V75H6V74H5V75H4V74L2 75V74H1V73H2L1 71H2V70H0V72H1V73H0V74H1V75H0V76H1V77H0V82H1V84H0V93H1V94H5V96L0 95V98H2V96L5 97L4 99L2 98V102H3V103H1V99H0V104H1L0 107H2V106L4 107V106H7V105L10 106L9 104H11V102L15 100V99H14V100H11V99L17 97L16 94H18L19 97H21V96H23V95L26 94V95H25V96H26V98H25V99H26L25 103H24V100L20 99L19 97H17V98H19V99L22 101V104H26V102H27V100H28V101L30 102V103L27 102V103H28V104H27V106H28L27 108H28V109L25 108L26 105H24L25 107L22 106V105H21V102L18 101V100H17L16 102H20V104H19V103H14V104H15V107H16V106H18V107H24L26 110H28V111L30 112V115H31V116H29V112H26L24 108H23V110H24V111H23L22 108L20 109V108H17V107H16V109H19V110H18V111L20 112V113H19L15 108H13V107H14V106H12L13 104L11 105L12 108H13V109L11 110V112L9 111V110L11 109V106H10V109H9V110H7V109L9 108V107H7V108L4 109V111H1V112H0V115H1V116H2V115H3V116H4V115L6 116L5 112L8 111V113L6 112V113H7V116H6V119H5L7 122H4L5 120L3 121V120L1 119V117H0V122H1V123H0V130L3 129V130L0 131V133L2 134L1 137H3V133H2V132H4V137H3V138H6V139L4 140L3 138L0 137V138H1V139H0V141H1V142H0V151H1V146L3 147V145H4V144H2V142L6 143L5 146H7V145H8V146H7V147H4L5 152H9V153H11L10 155H12V154H13V155H14V154L17 155V153H18L20 157H21V154L23 155L24 158L22 157V160L20 159V160L17 161V162L20 161L21 163H22L23 161H24V162L26 161L25 158L27 157V155H26L27 152H28V155H30V156H31V155L33 156V154H34V152H35V154L37 155V157H39V158L42 159V160H40L39 158H37V157H35V156L30 157V158L27 157V158H26L27 161H28V159H31V158H32V159L29 160L28 162L33 161V160H34L35 162L33 161V162L29 163V164H28V162H27V164H26V165L24 164V166L27 167V166H29V165L31 164L32 170H33V169H34V171L36 170V171H35V174H36V172H38V175H40L39 172L43 171V172L41 173L40 176L43 175V176L46 177L47 174H48L47 172H49V170H51V169L54 167L53 170H55V171H54L55 173H54L52 170H51V172H49V173H51V175L54 173V174H55V177H54V175H53V177H51V175L48 174L49 177L47 176V177H46L47 180H45L46 178H44L43 176H42L43 178L41 177V179H38V178L40 177V176H38V175H37L38 178H36V177H37L36 175H35L36 177H33L34 175L32 176V177L34 178V180L36 181V183L41 184V183L44 182V186H45V188H46L45 181H46L47 183H49L50 181H51L50 183H52L53 180H55V181L57 182V181H59V179H60L61 177H62V179H60L59 182L62 184L63 188L65 187V186H64V182H66V184H67V183L69 182V180H71V181H70V183L68 184V186H70V184H71L72 182H73V183H72V186H73V184L77 185V182H79V184L76 186V188L79 186L78 188L83 187V189L80 188V189H77V190H78V191H77V190L74 188L75 190H73V191H72V189L70 190V191L73 192V194H74V191H75V194H74L75 196H76L77 194H79L80 198H77V199H79L78 201L76 200V197H77V196H76L75 198L71 199V197L73 196L72 192H71V196H70V194H69V195L66 194V195H68V197L70 196V197H69L70 199H69V198L67 199L66 196H63V195H64V194H63V191L65 190V188L67 189V187H65L64 190H62V189H63L62 186L60 187V193H62V194H61L62 197L65 198L64 201L66 202V204H67V202H68V204H70V203L74 202V200H76V202H79V203H80V201H81L80 199H82V201H83V200L85 201V202L83 201V204H85V205L88 203V201L90 202L91 200H92L91 203H92L93 200H94L95 202H93V203L95 204V203H96V200H97V198H95L96 195H97L98 193H100V192L103 193V194L100 193V194L103 195V197H101L102 195L100 196V194H98V196L101 197L102 199H99V197L97 196L98 199L100 200L101 204H100V202H99V200H98L97 203H96L97 206L94 205V204L91 205V206H88V205H90V204H88V205H87L88 207H87V206H83L82 203H80V204L82 205V207H81L80 204L74 202V204L72 203L73 206H72V204H70V210H69V206H65L64 210H65V211L68 210V212H69V213H68V212H65L64 210H63V212L61 211L62 208L64 207V205H66V204H65V202L63 203V199H64V198H63V199L61 198V195L59 194V192H58V194H59L60 197H59L58 194H57V191H59V188H57V187H59V186H56L57 184H54L55 182L52 183V184H54V185L50 184V185H52V186H50V187H49V185L47 184V188H46V189L48 190V193H47V194H49V196H47V194H46L47 191H46V190L44 189V187H43L44 191H46L45 193L43 192L44 195H45V198H46V202L48 201L47 198L50 197V196L52 197L53 195H54L55 197L58 196V199H57V197L55 198L56 200H59V199H60V200H59V205H58V207H57V203H58V201H57V203H56V208H55V211L59 210V212H60V214H59V218L61 217L60 215H62V218H63V219L60 218V219H61V220H60V219L58 218V219H59L58 221H60V223H61L62 220H63V222H64V219H65V222H67L66 218H64V217H66V216H72V215H70V214H72V212H73L74 209H75L76 211H77L78 209H81V210H79L80 213H79V211H78L79 214L77 213V215H76V213H75L76 211H75V212H73L75 216L73 215L72 217H68V219L70 218L71 221H72V222L70 221L71 223H70V222H67V223H68V228H69L70 226H71L70 228H72V226H73V224H74V227H73V228H74L73 233H72V231H70L71 229H70V230H66V229H65V227L67 228V225H66L67 223L65 224V226L63 227V229L65 230V232H66V231H67V233L69 232L68 234H67V233L65 234L64 230H63V231H62V230L59 231V229L62 228L63 224H62V226H61V224H60L61 228H55L56 230H54V228H53V230H54L56 233H58L57 235L60 236V237H56L57 235L55 236L56 233H54V231H53L54 234L52 233L53 235L50 236V234H51L52 231L50 232V229H49V231H48V227H47V230L45 231L47 234L44 235V236H45V237H44L45 240L48 242V246H46V245H47V244H46V241L44 242V238L41 236V234H43L44 232H41V230H38V231H36V232L38 233V235H37L36 232H34V233H35V238H36V239H35V238L32 239V236H34V234H33L31 237H29V238L26 239V241L29 242V241H30V238H31L32 241H33V245H34V246L31 245V246H30L31 248H29V250H28V249L25 250V249H23V248H19V249L14 253V255H13V260H12L13 262H12L11 260H8V259H4V260H5V261H4V260H3V258H4V254L2 253L0 259L2 258V256H3V258L1 259L2 261L0 262V264H1L2 262H6V264H33V263H34V264H37V263H39V264H49V263H50V264H51L52 262H53L52 264H118V263L116 262L115 256H116V258H119V259H117V261L120 260V262H121V264H122V262L125 261V258L127 259V258H128L127 256H130V255H131V258H133L132 256H134V258L131 259V258L129 257L130 259H128V260H130V261H128V262L125 261V262H127V264H130V263H131V264H135V263H136V264H140V261L143 259V257H144L145 259H143L144 261L142 260L141 264H145L146 262H148V263H146V264H151L152 262H153L152 264H156V263H158V264H161V263L170 264V263H168V261H170L171 259H173V261H174V259L176 258V257H175L176 255H178L177 258H176L177 260H179V258H184V257L186 258V261H187L188 259L190 260V261H187V262L184 261L183 264H193V263H194V264H195V263H196V264H199L198 262L200 261V257L196 258L195 256H196V255L198 256V254H193V253H192V250H190V249H192V248L195 249V247H196V249H197L198 246H201V244L198 245V243H197L198 240H197V242H194V241L198 238V236H200L199 238H201V239H199V238H198V239H199L200 241L202 240L203 236L205 235V234H204V235L202 234V232L204 231L203 228L206 229V228H210V227H212V224H211V223H212V219H211L212 217L210 216V214L213 216L214 220H215V219L218 220V221H216V222H217V225H216V224L214 225V222H213V226L220 227L219 224H223V222L225 223V221H226V223H227V220H228V219H227L226 217H229L228 214H229V212L231 213L230 208H231V206L233 205L234 202H233V203H232V202H223V203L226 204V206H227V204H228V206L230 205L229 208H228V206L226 207V209L228 208V210H230V211H228V212H227V210H226V212H224L223 209L225 208V205H224L222 202H213V203L211 202L212 205H211V203H208V202H201V203H200V202H197V203H195V202H186L188 206H192V205H193L194 207L192 206L191 209L194 208V210L196 209L195 207H197L196 205H198V207H199V205L202 206V207H203V210H204L205 208H208V207H210V206H213V205L219 203V206L217 205V206H218V209H216V205H215V207H212V208L215 210L214 212H213V209H212L211 207L208 208L207 210L205 209L206 211L204 210V212L206 213V215H204L205 213L203 212L202 207L197 208V209H196L195 211H193V212L191 211V209H190V207H189L190 211H188V213L190 212V214L188 215V213L186 214V210H189V209L186 208V207H184V206L186 205V203H182V202H172V199H171V198H166V196H165V195L163 194V192H162V189H161V188H160V189L158 188V187H161V185H160V186L158 185V184H159V183H157L158 181L156 182V179H155V182H154V180L146 178V176H145V168H146V167H145V166H144L145 168L142 167V165H144V164H142V163L139 164V161H140L139 159H140V158H139L138 151H137L136 149L138 148V146L144 144V142H142V141L147 140V138H146V134H147V133H146V130L144 129V125H143V122H144V120H143V119H144L143 111H144V110L142 109L141 102H140V101L142 100V98H143V97H142V94H143V93H140L141 90L139 91V88H137V87H140V86H137V87H136L137 89L134 91L133 94L130 93V90H131V89L128 90L132 84H134V83L137 84V81H136L135 78L133 77V73L129 72V73L131 74V76H130V75L128 76L126 73H124L125 75H124V74H121L123 77H122L121 75H118V76H121V77H120V79L118 78L119 80L116 78L117 81H115V85L113 84V85L115 86V88H114V86L112 85V86L110 87V88H112V89L106 90V89H108V87H109L108 85H110V84H112V82H114L115 77L117 76V73H119V72L121 71V69L113 68V69H111L106 75H104L103 70H102L101 67H99V66H98V67H97V66H93V67L91 68V65H92V64L90 65V61H88ZM91 62H92V61H91ZM93 62H94V61H93ZM93 62H92V63H93ZM67 63H68L69 65L71 64V65H70L71 67L68 66ZM95 63L98 64L97 62H95ZM109 63H111V62H109ZM109 63H108V64H109ZM62 64H61V65H62ZM93 64H94V63H93ZM105 64H107V63H105ZM182 64H183V66H182ZM1 65H3V64L0 63V66H1ZM5 65H6V64H5ZM5 65H4V66H5ZM10 65H11V64L5 66V69H6V67L9 68ZM15 65L18 66V64H15ZM15 65L12 64V66H14V69H15ZM88 65H89L90 68L88 67ZM150 65H151V66H150ZM65 66H67V67L65 68ZM175 66H176V68H175ZM184 66H186L185 69H183ZM1 67H2V66H1ZM18 67H19V66H18ZM153 67H154V68H153ZM163 67H165V69H163ZM182 67H183V68H182ZM193 67H194V66H193ZM193 67H192V72L195 73V75H194V81H193V82H194V85H196V84H195V83L197 82L196 80L199 79V75H198V77H197V74H199V72H198V70H197V69H198L197 67H196V68L194 67V70H193ZM11 68H13V67H11ZM11 68H10V69H11ZM64 68H65V69H64ZM96 68H97V70H96ZM99 68H100V70H99ZM157 68H158L159 70H158ZM178 68H180L181 71H180V70H177ZM5 69H3V70H5ZM17 69H18V68H17ZM17 69H15V70H17ZM93 69H94V70H93ZM173 69H174L175 71H174ZM12 70H13V69H11V71H12ZM112 70H113L114 72H113ZM117 70H119V71H117ZM182 70H185V71L189 70V71H188V72H185V71H182ZM9 71H10V70H9ZM13 71H14V70H13ZM70 71H71V72H70ZM77 71H75V72H77ZM115 71H116V72H115ZM158 71H159V72H158ZM177 71H178V72H177ZM196 71H197L198 73H197ZM3 72H4V71H3ZM14 72H15V71H14ZM14 72H13V73H14ZM61 72H62V73H61ZM164 72H165V73H164ZM174 72H175V73H174ZM10 73H11V72H10ZM65 73H67V74H65ZM70 73H71V74H70ZM112 73H113V74H112ZM194 73H193V74H194ZM11 74H12V73H11ZM14 74H17V73H14ZM81 74H83V75H81ZM84 74H85V75H84ZM86 74H87L88 76H87ZM115 74H116V75H115ZM155 74H156V75H155ZM55 75H56V77H55ZM61 75H62V77H61ZM63 75H64V76H63ZM65 75H66L67 77H66ZM80 75H81V76H80ZM91 75H92L93 78L91 77ZM95 75H96V76H95ZM182 75H183V74H182ZM13 76H14V77H13ZM59 76H60V77H59ZM72 76H71V77H72ZM76 76H74V77H76ZM79 76L81 77V79H79V78H80ZM84 76H86V79L84 78ZM98 76H99V77H98ZM109 76H111V77H109ZM127 76H128V77H127ZM157 76H158V77H157ZM2 77H3V78H2ZM4 77H5V78H4ZM10 77H11V78L13 77L14 79H13V78L11 79ZM15 77H16V78H15ZM26 77H27V79L29 78V79H31V80L28 79V80H29V82H28V80L26 79ZM65 77H66V79H65ZM88 77H89V78H88ZM126 77H127V78H126ZM132 77H133V78H132ZM174 77H175V76H174ZM195 77H196V78H195ZM1 78H2V79H1ZM7 78H8V80H9L10 82H12V81L14 80V83H15L14 88H16V87L18 86V84L20 83L21 85H24V84H25L26 87H25V85H24L23 87H25V88L28 87V90L31 89V91L29 90V93H28V95H27V92H25V90H24V92H25V94H24V93H23V89H25V88H23V87H22V88H18V87H21V85L19 84V86H18L16 89H14L13 87H12L13 89L10 88V91H9L10 93H11L12 91H13V93L15 92L14 94L12 93L13 95L10 94V93L8 92V90H9L8 88H9V86H10L11 83H10L8 80H6ZM24 78H25V79H24ZM72 78H73V77H72ZM111 78H112V80H111ZM124 78H125L128 82L131 83V85L129 86V88H128V86H127V82L124 81V80H122V79H124ZM3 79H4V81H3ZM10 79H11V80H10ZM18 79H19V80H18ZM62 79H63L64 81H63ZM69 79H70V78H69ZM128 79H129V80H128ZM17 80H18L19 82H18ZM24 80H25V81H24ZM26 80H27V82H26ZM97 80H101V81L99 82V81H97ZM120 80H121V81H120ZM171 80H172V79H171ZM178 80H179V83H178V84L176 83V80L171 81L172 83H174V84H173V89L175 88L176 91H175V89L173 90L172 88H171V89H172L174 92H173L172 90H166V91L164 92V94H163V93L161 94V97H162V98H163V95L167 96L168 98H172V97L174 98V96H175L176 98H174V99H173V98L170 99V101L172 100V102H173L175 99L180 98V94L177 95V93H180V92H181V90H182V88H183V83L180 82V79H177V81H178ZM6 81L9 82V83H8V84H9L8 87H7V85H6V84H7ZM52 81H53V82H52ZM123 81H124L125 84L122 83V84H123L122 87L124 88L125 91H123L122 88H120L121 86H119L120 83L123 82ZM132 81H133V82H132ZM17 82H18V84H17ZM54 82H55V83H54ZM64 82H65V83H64ZM84 82H85V83H84ZM105 82H106V83H105ZM143 82H146V81H142L140 84H142ZM2 83L5 84L2 88L4 89V87L6 86L5 89L7 88L8 90L6 89L5 91H7V92H4V91H3V92H4V93H3V92L1 91V90H3V89L1 88V85H3ZM130 83H128V84H130ZM16 84H17V86H16ZM71 84H72V85H71ZM99 84H100V86H99ZM101 84H102V86H101ZM64 85H63V86H64ZM142 85H145V83L142 84ZM177 85H179L180 87H178ZM11 86H13V83H12ZM11 86H10V87H11ZM15 86H16V87H15ZM63 86H61V87H63ZM95 86L100 87L99 90L102 89V87H103V91H101V94H102V92L104 93L105 90L108 91L109 94L112 93L111 91H114L113 94H114L115 96L113 97V95L110 96L109 94H108V96H106L108 92L105 91V93H104L103 95H101V97L105 96V98L100 99V98H101L100 95L98 96V93H99V92L96 91V89L98 90V88L95 87ZM106 86H107V87H106ZM124 86H125V87H124ZM132 86H134V85H132ZM132 86H131V87H132ZM35 87H36V88H35ZM38 87H40V88H38ZM45 87H47V88H45ZM78 87H80V88H78ZM171 87H172V86H171ZM113 88H114V89H113ZM116 88H117V89H116ZM119 88H120V89H119ZM125 88H126V89H125ZM142 88H143V87H142ZM179 88H180L181 90H180ZM18 89H19L20 91H18ZM32 89H33L34 91L36 90V91H35L36 93H37V91L39 90L40 94L42 93L43 95L41 94V97H40V95H38L39 92H38L37 95H34L35 93L32 95V93L34 92V91H32ZM51 89H52V91H51ZM79 89H80V90H79ZM94 89H95V90H94ZM115 89H116V90H115ZM140 89H141V88H140ZM15 90H16V91H15ZM26 90H27V89H26ZM28 90H27V91H28ZM40 90H41L42 92H41ZM117 90H118V91H117ZM121 90H122V91H121ZM127 90H128V91H127ZM137 90H138L139 92H138ZM143 90H144V88H143ZM76 91H74V92H76ZM90 91H92L91 94H89ZM95 91H96L97 93H96ZM116 91H117V92H116ZM17 92H18V93H17ZM19 92H21V93H23V94H22V95H19ZM31 92H32V93H31ZM176 92H177V93H176ZM187 92H188V94H190V93H189V92H190V88H189V86H187ZM21 93H20V94H21ZM50 93L48 92V94H50ZM77 93H78V92H77ZM116 93H117V94H116ZM118 93H119V94L121 93V94H120V98L117 97ZM127 93H128V94H127ZM137 93H140V94H141V95L139 94L140 96H138V98H137V96H136V95H138ZM181 93H182V92H181ZM30 94H31V95H30ZM59 94L62 95L63 97H65V101H66L67 104H68V102H69L68 106H67L66 103L64 102L63 97H62L63 100L60 98L61 96H59ZM125 94H126V95H125ZM131 94H132V95L135 94V95H134V98H133V96H132ZM10 95H12V96H10ZM83 95H84V94H83ZM88 95H89V96H88ZM129 95H130V96H129ZM171 95H172V97H171ZM173 95H174V96H173ZM7 96H8V97H7ZM25 96H24V97H25ZM30 96H31L30 99H32V100H33L32 97H33V96H34V97L36 96L35 99H34V101H33L34 103L36 102L35 105H34L35 108H33V107H34V106H33V103H32V101L29 99ZM44 96H45V99L43 98ZM53 96H54V99H55V100H58V101H59V99H61L62 101H59L58 103H56L57 101L54 100L55 102H52V103H51V101H53ZM55 96H56V97H55ZM95 96H96V97H95ZM109 96H110V98L112 97V98H111L112 100L114 99V100H113V103H112V100H111L110 98H108ZM127 96H128V97H127ZM131 96H132V97H131ZM165 96H164V97H165ZM12 97H13V98H12ZM37 97H38V98L40 97L41 100L38 99V100L40 101V103H39V101L36 99ZM46 97H47V99H46ZM66 97H67L68 100L66 99ZM72 97H73V98H72ZM106 97H107V98H106ZM130 97H131V98H130ZM135 97H136L137 99H136ZM8 98H11V99L8 101ZM17 98H16V99H17ZM58 98H59V99H58ZM86 98H87V99H86ZM117 98L119 99V103L122 102V103L120 104L121 106L119 105L118 108H116V107H117L116 105L119 104ZM127 98H129V99H127ZM132 98H133V99H136V100H138V101H137V102H134V101H136V100H133ZM139 98H140V99H139ZM23 99H24V98H23ZM48 99H49V100H48ZM74 99H73V100H74ZM77 99H75V101H73V102L71 101V103H72V104H74V103L76 104V103H77V101H76ZM107 99H108V100H107ZM131 99H132L133 101H132ZM35 100H36V101H35ZM50 100H51V101H50ZM82 100H83V101H82ZM96 100H97V101H96ZM103 100H105L104 103H103ZM109 100H110L111 102H110ZM4 101H5V102H4ZM48 101H49L51 104L54 103L55 105H56V104H57V105H56V106H55V105L53 106V105H51L50 103H48ZM108 101H109V103H112L113 106H112L111 104H109V106H108ZM130 101H132V102H130ZM167 101H168V102H167ZM167 101H166L167 104L170 103L169 100H167ZM7 102H9V103H7ZM60 102L63 104L62 107H65V108H62V109H66V110H67V108L69 109V110L66 111V113L69 112L70 117H71L72 114H73V116H72L71 119H74L75 116H76V119L78 120V121H77V120H74V121L76 122V124H75V122H74L73 125H72V122H73V121H72V120L70 121L69 119L66 118V117H68L67 115H69V114L64 113L65 110H61V112H62L64 115H66V117H65V116H63L64 118L61 117V116H62V113L60 112V109H59V110L56 109L58 106H59V108H61V105H62V104H60ZM115 102H116V104H115ZM126 102H127V104H126ZM129 102H130V103H129ZM6 103H7V105H6ZM31 103H32V104H31ZM37 103H39V104H37ZM79 103H77V104H79ZM87 103H88V104H87ZM93 103H94L95 108L92 109ZM100 103L103 104L104 106H103V105L101 106ZM117 103H118V104H117ZM16 104H17V105H16ZM45 104H46V105H45ZM59 104H60V105H59ZM134 104H136V105H134ZM172 104H175V103H172ZM176 104H177V103H176ZM19 105H21V106H19ZM29 105H32V107L30 108ZM38 105H39V106H38ZM42 105H43V106H42ZM44 105H45V106H44ZM80 105H81V104H80ZM97 105H98V106H97ZM110 105H111V106H110ZM114 105H115L116 107H115ZM137 105L139 106L140 109H139L138 107H136ZM96 106H97V107H96ZM107 106L109 107V108H107V109H109V110H110L111 108H113V107H114V109L108 111V110H106V107H107ZM3 107H2V110H3ZM42 107H48V108L50 109V110L48 109V110H49V111H48L47 108H45L46 112L48 111L47 113H48V115H49L50 117L46 118V117H47V116H46L47 113L44 112V110H43ZM54 107H55V108H54ZM69 107H71V109H70ZM124 107H125V108H124ZM131 107H132V108H131ZM134 107H135V108H134ZM36 108H37V109H36ZM40 108H41V110H40ZM82 108H83V109H82ZM101 108H102V109H101ZM119 108H120V110H121V108H122V110H125V113H127V111H132L133 109L136 110V111H132V113L129 112L128 114H129L130 116H129L128 114H125V115H124L122 112H120V115H122V114H123L124 116L128 115V117L126 116V117H127L126 119L124 118L123 115H122L123 117L121 116L122 118L120 119V117H119L120 115H119V113H118V112H119ZM126 108H127V109H128V108H129V109L131 108V109H130V110L128 109V110L126 111ZM136 108H138V109H136ZM72 109H73V110H72ZM103 109H104V110H103ZM115 109H116V110H115ZM0 110H1V108H0ZM5 110H6V111H5ZM15 110L18 112V114H20V116L16 114L17 112H16ZM36 110H37V111H40L41 114L46 113V115L44 114L45 116L42 115L45 119L40 115V113H37ZM51 110H52V114H53V115L50 114V113H51ZM57 110H58V111H57ZM102 110H103V111H102ZM105 110H106L107 112H106ZM117 110H118V111H117ZM122 110H121V111H122ZM138 110H139L140 112H139ZM14 111H15L16 113H14ZM21 111H22V112H21ZM33 111H35V112L38 114L37 117L40 115V116L38 117V119L42 118L43 120L40 119V120H42V121H45L46 119L54 120V116H55V120H54V121H57L60 117H61V118H60L61 120L66 118L67 121L65 122V121L62 120V121H63V122H62V121L60 120V121H61L60 123H58V121H57V122H55V123H57V124H55V123H53V121H48V120H46V123L48 122L47 124L44 125V124H40V123H39V125H36V124H38V123H36V122H38V120H36L37 117L34 115L35 112H33ZM55 111H56L57 113H55ZM137 111H138L139 114L137 113ZM2 112H4V114H3ZM25 112L28 113V116H29V117H32L33 115H34L35 117L33 116V118H29L28 116H26L27 114H24L25 116L22 115V116H23V119H24V120H23V119H22V116H21V113L23 114V113H25ZM58 112H59V113H58ZM72 112H73V113H72ZM108 112H109V113H108ZM110 112H112L111 115H110ZM113 112H114V113H113ZM123 112H124V111H123ZM9 113H10V115H8ZM12 113H13V114H12ZM31 113H33V114H31ZM74 113H75L76 115H75ZM117 113H118L119 116L117 115ZM15 114H16L17 117H21V118H17L16 116L12 117V115H15ZM58 114H59V115H58ZM60 114H61V116H60ZM51 115H52V116H51ZM78 115L81 116V117H79ZM108 115H110L111 117H109ZM115 115H116V116H115ZM182 115H185V113H183ZM3 116H2V117H3ZM5 116H4V117H5ZM9 116L12 117L11 119H13V120H15L16 118H17V119H20V122H19V121L17 122V120L14 121V122H13V120H11V121H12V122H11ZM58 116H59V118H58ZM90 116H91V118H88V117H90ZM107 116H108V117H107ZM135 116H136V117H135ZM138 116H139L140 118H139ZM173 116H174V115H172V117H173ZM15 117H16V118H15ZM77 117H79V119L82 118V120L79 121V119H78ZM132 117H134L133 120H131ZM182 117H183V116H182ZM185 117H186V116H184V118H185ZM7 118H9V119H7ZM26 118H27V119H26ZM35 118H36V119H35ZM57 118H58V119H57ZM86 118H88V119H86ZM168 118L171 119V115H170ZM173 118H174V117H173ZM3 119H4V118H3ZM21 119L23 120V121H22L23 124L21 123ZM29 119L31 120L30 122H32V121H36L35 123H33V122L30 123V122H29L33 127H32L30 124H27ZM56 119H57V120H56ZM84 119H85V120H84ZM118 119H119V120H118ZM123 119H124L126 122H125ZM127 119H128V120H127ZM129 119H130V120H129ZM170 119H169V121H172V119H171V120H170ZM26 120H27V122H26ZM40 120H39V121H40ZM87 120H88V122L91 123V125H92V124L95 125V122H98L99 124L97 123L98 125H97V124H96V125L99 126V127L96 126V130H100L101 132H97V131L95 130V127L93 128V126L90 127V125H88L89 123L86 124ZM95 120H96V121H95ZM97 120H98V121H97ZM2 121H3V122H2ZM69 121L71 122V124H70L71 126H70L69 123H68ZM109 121H110V123H109ZM128 121H129V123H127ZM133 121H134V122H133ZM139 121H140L141 123H140ZM167 121H168V120L166 119V122H167ZM50 122H51L52 124H51ZM188 122H189V121H188ZM193 122L195 123V121H193ZM193 122H192V124H194ZM4 123H6V124H5V128H4V126H3ZM10 123H11V124H10ZM42 123H44V122H42ZM49 123H50V124H49ZM67 123H68L69 127H71V129L68 128ZM120 123H121V124H120ZM125 123H127V125H126ZM131 123H132V124H131ZM190 123H191V122H190ZM190 123H189V124H190ZM1 124H2L3 127L1 126ZM12 124H13V126H11ZM24 124L27 125V128L25 127ZM33 124H34L35 126H34ZM100 124H101V125H100ZM103 124H104V125H103ZM105 124H106V125H105ZM134 124H135V127H134ZM189 124H188V126H189ZM192 124H190V125H192ZM17 125H23V129H21L22 126H21V127L18 126V127H19V130H17V131L14 132V130H15L16 128L18 129V127H15V126H17ZM28 125H29V126H28ZM40 125H41V126H40ZM47 125H50V127H49L50 129H53V128H51V126L54 127L55 125H56V126L58 125L57 127H59V128L57 129V127H55L56 130H55V128L53 129V131L50 130V131L52 132V133H51V132L48 131V126H47ZM53 125H54V126H53ZM80 125H82V126H80ZM102 125H103V126H102ZM132 125H133V126H132ZM141 125H143V127H142ZM180 125H181V124H180ZM43 126H44V127H43ZM72 126H73V127H72ZM101 126H102V130H101ZM115 126H116V127H115ZM130 126H131V127H130ZM139 126H141L144 130H141V129L139 128ZM188 126H187V127H188ZM8 127H9V128L11 127V128L9 129ZM12 127H13V128H12ZM24 127H25L26 129H25ZM37 127H38V128H37ZM41 127H42V130H41ZM63 127H64V128L67 127V128L69 129V130L67 129V132H68V133L66 132V129H65L64 131L62 130ZM78 127H79V128H84V129L86 128L85 130H87V128H90V129L92 128V131H93V130H95V131H94V132H92V131H90V130H87V132L84 131V130L81 131V129H79ZM129 127H130V128H129ZM133 127H134V128H133ZM137 127H138L139 129H137ZM7 128H8V129H7ZM28 128H29V129H28ZM34 128H35L36 130H35ZM43 128H45V130H47V131H45ZM46 128H47V129H46ZM64 128H63V129H64ZM103 128H104V129H103ZM126 128H127V129H126ZM128 128H129V130H128ZM188 128H189V127H188ZM6 129H7L8 131H7ZM114 129H115V130H114ZM123 129H124V130H123ZM125 129H126V131H125ZM4 130H5V131H4ZM11 130L14 132L13 134H12L11 132H9V131H11ZM32 130H33V131H32ZM37 130H39V131H41V132H39V131L37 132ZM43 130H44V132H43ZM54 130H55V133H54ZM59 130H60V131H59ZM72 130L74 131V133H72V132H73ZM79 130H80L81 132H80ZM105 130H106V131H105ZM120 130H121V132L119 133ZM122 130L125 131V133H123ZM127 130H128V131H127ZM130 130H131L132 132H131ZM135 130H136L137 132H136ZM25 131L28 132V133L26 134ZM61 131H62L63 133H64V132L67 133L66 135L69 134V135H68L69 137L66 136V137H67V138H66V137H65V133H64V134H63V133H60ZM89 131H90V132H89ZM103 131L106 132V133L103 134V133H102ZM113 131H114V132H113ZM141 131H143V132H141ZM5 132H6V133H5ZM7 132H8V136L5 135V134H7ZM22 132H23V133H22ZM32 132H34V133H32ZM36 132H37V133H36ZM57 132H59L58 134H59L60 136H59L58 134H56ZM76 132H77V133H76ZM83 132H84V133H83ZM112 132H113V133H112ZM130 132H131V133H130ZM138 132H139V134L137 135ZM20 133H21V136H22V140H26V141H22V140H20V137H21V136H19ZM41 133H42V134H41ZM50 133H51V136H50V135L47 136V135L50 134ZM53 133H54L55 135H53ZM78 133H79V134H78ZM82 133H83V134H82ZM90 133H91V135L94 134V135H95L96 137H98V138H97V139H95L96 137L92 138L94 135L90 137V136H89ZM132 133H133V135H132ZM145 133H146V134H145ZM1 134H0V135H1ZM14 134L17 135L18 138L15 137ZM28 134H29V135H28ZM38 134H39V135H38ZM40 134H41V135H40ZM71 134H72V136H71ZM106 134H108V136H106ZM112 134H114V136H113ZM115 134H117V137L120 136V137H118L119 140H117V139H118L117 137H116L117 139H114L115 136H116ZM134 134H135V136H134ZM142 134H143V135H142ZM144 134H145V135H144ZM9 135H10V137H12V138H10ZM12 135H13L15 138H14ZM36 135H37V136H36ZM52 135H53V136H52ZM57 135H58L59 137H56ZM123 135H124V136H123ZM136 135L138 136V138H137ZM41 136H44V137L46 136V137H49L50 139L52 138L53 140H54V138L56 137V138H55L56 140L53 141L52 139L50 140L49 138H48V139L44 138V139H45V140H44L43 138H41ZM79 136H80V137H79ZM88 136H89V138H88ZM121 136H123V137H121ZM139 136H140V137H139ZM143 136H144V137H143ZM32 137H33V138H32ZM34 137H35V138H36V137H37V138H41V139L44 140L45 142H42L41 139H40V141H41V142H40L39 139L36 140L37 138L34 139ZM62 137H63V138H62ZM64 137H65V138H64ZM71 137H72V138H71ZM78 137H79V138H78ZM86 137L88 138V139L86 140V142L88 141L87 144H85V143H86L85 141H82V140H81V139H83V138H84L83 140H85ZM111 137H112V138H111ZM124 137H125V140H124V142H123ZM142 137H143V138H142ZM147 137H148V136H147ZM9 138L12 139L13 142H12ZM16 138H17V139H16ZM60 138H61V139H60ZM68 138H69V141L67 140ZM110 138H111V139H110ZM121 138H122V140H121ZM129 138H130L131 140L128 141L127 139H129ZM134 138L137 139V140H135V141L132 140V139H134ZM144 138H145V139H144ZM30 139H32L31 141H29L30 143L34 140L33 143L36 141V144H37V145L31 143L30 146H29V144H28L29 142L27 143V140H30ZM75 139H76V140H75ZM90 139H93V142H92V140L90 141V143L92 142V143H91L92 146H94L95 143L98 144V146H97V145L94 146V147H96V148H94V147L91 146V144L89 143V140H90ZM94 139H95L96 141H94ZM59 140H60V141H59ZM63 140H64V141H63ZM65 140H66V142H65ZM70 140H71V141H70ZM79 140L82 142V145H79V144L81 143ZM97 140H98V141H97ZM120 140H121V141H120ZM138 140H139V141H138ZM7 141H9L10 146H9V144H8ZM10 141H11V143H10ZM15 141H16V143H14ZM18 141H19V142H18ZM38 141H39V143H41L42 145L38 144V143H37ZM47 141H48V142H47ZM49 141H50V142H49ZM52 141H53V143H51ZM57 141H58V142H57ZM67 141H68L69 143H68ZM78 141H79L80 143H79ZM100 141H101V142H100ZM102 141H103V146L101 145V144H102ZM111 141H112V142H111ZM116 141H119L120 143L118 142V143H119V144H118ZM20 142H21V143H24L25 145H26V143H27L28 146H27V145L24 146V144H21V145H20ZM60 142H61V144H60ZM72 142H73V144H75V143L78 144L79 147H78V145H77V147H78L79 149H81V150L77 149L76 146L73 148V144H72V145H69V144H71ZM84 142H85V143H84ZM114 142L117 143V145L115 144L116 148H117L118 146H119V147H120V146L122 147V149L120 148V149L122 150L121 154H119V153H118V154L124 156L125 159L128 158L129 161H130V164L128 163L129 161L126 162V163H124L125 160H124L123 158H121L122 156H119V155L116 154L117 151L119 150V147L117 148V151H114V150L116 149V148L113 147V146H114ZM121 142H122V143H121ZM130 142L134 144V147H133V146H132V147L130 146V145H131ZM134 142H135V143H134ZM141 142H142V144H141ZM18 143H19V147L23 148L24 151L19 149V147H18ZM55 143H56V144H55ZM63 143H65V144H63ZM66 143L68 144V146H67ZM88 143H89L90 145H89ZM93 143H94V144H93ZM99 143H101V144H100L101 146H99ZM110 143H111V144H110ZM12 144H14L15 146L17 145V146L14 147V145H13L12 147H13L14 149H13V148L11 149V145H12ZM76 144H75V145H76ZM104 144H105V147L107 146V148H105V149H104ZM122 144H124V145H122ZM33 145H34V147H32ZM52 145H53V147H51ZM54 145H55V146H54ZM65 145H66L68 148H66ZM85 145H86V146H85ZM108 145H110V146H108ZM125 145L127 146V149H126V150L132 152L133 154L136 153V154H135L136 157H134L135 155H134V156H131V155H133V154L131 153V155H130V152L127 151L128 154H129L131 157H133L132 160H131V158H129L130 156L127 157V156L124 154V152L126 151V150H125L126 147L123 148V146H125ZM22 146H24V147H22ZM37 146H41V147L39 148V149H40L39 152L37 151V150H38ZM42 146H43V147H42ZM80 146H81V148H80ZM83 146H85V147H83ZM111 146H112V147H111ZM136 146H137V147H136ZM17 147H18V148H17ZM35 147H36L37 149H36ZM48 147H49V148L51 147L50 150H49ZM61 147H62V148H61ZM69 147H70V148H69ZM71 147H72V149H71ZM86 147L88 148V150L86 149ZM89 147H91V149H90ZM110 147H111V148H110ZM5 148H6V149H5ZM7 148H8V149H7ZM83 148L86 149V150H84ZM97 148H98L99 150H100V149H101V150L98 151ZM131 148H132V149H131ZM9 149H10V150H15V149H16V150H18V151H15V152L12 153ZM26 149H27V151L25 152ZM29 149H30V150H29ZM42 149H43V150H42ZM70 149H71V150H70ZM75 149H77V151H76ZM82 149L84 150V152H83ZM89 149H90V150H89ZM92 149H93V150L95 149V150H94L95 152L92 151ZM96 149H97L98 152H96ZM129 149H130V150H129ZM19 150L21 151V153L19 152ZM32 150H33V151H32ZM35 150H36V151H35ZM48 150H49V151H48ZM67 150H68L69 153L66 152ZM111 150H113V151H111ZM135 150H136V152H135ZM2 151H3V150H2ZM43 151H44V153L47 151L48 154H47V153H46V154L41 153V152H43ZM51 151H52V152H51ZM61 151H62V152H61ZM74 151H75V152H74ZM78 151H79V152H78ZM80 151H81V152H80ZM86 151H87V152H86ZM133 151H134V152H133ZM3 152H4V151H3ZM3 152H2V154H3ZM24 152H25V153H24ZM31 152H32V154H31ZM70 152H72V153L70 154ZM76 152H77L78 154H77ZM82 152H83V154H85V156H78V155H83ZM85 152H86V153H85ZM89 152L92 153V154H94V155H95V154H98V153H99V154L93 156L92 154H89ZM104 152H107V153L104 154ZM118 152H119V151H118ZM23 153H24V154H23ZM67 153H68V154H67ZM80 153H81V154H80ZM125 153H126V152H125ZM0 154H1V153H0ZM65 154H66V155H65ZM88 154L90 155V156H89L90 158L87 156ZM5 155H7V156L5 157ZM68 155H69V156H68ZM91 155H92V157H95V158H92ZM100 155H101V157H104V158L106 157L107 159H108V156H110L111 158L115 159V160L112 161L111 158L109 157L108 161L110 162V164H113L112 162H114V161H116L117 163H119L120 160H121V162H122V160H124V161H123V164H122V163H119V164H122V165H120L119 168H121V170H122V167H121V166H123V165L125 164L126 166L124 165L123 170L125 171V173H126V172L128 173V174L126 173L127 175H129V176L126 175L125 179H126V178L128 179V177H130V178H134V179H131V180H130V178H129L128 181H129L130 183L128 184V183H127V179H126V181H125V180H124V177H122V178L120 179V177H121V175H122L121 171H119V174L121 173L120 176H119L118 174L115 173V174L119 177V179H117L118 177H116L115 174L112 176L111 174H112L113 170L116 169V168L118 167V166L116 167V165H118V164H115V162H114L115 167H114V165H112L114 168L112 167L113 169L111 168V170H112V171H111V170L109 169L111 166H110L109 164H107V160H105L106 158H105V159L103 158V159H104V160H103V159H101ZM113 155H114V156H113ZM19 156H18V158H19ZM43 156H44V157H43ZM47 156H49V160H48V158L44 159V158L47 157ZM72 156H73V157H72ZM76 156H77V157H76ZM86 156L89 158V161H90L91 163L93 162L92 164H91L90 162H89V164H88V161H87L88 158H87ZM112 156H113V157H112ZM115 156H116V157H115ZM118 156H119V159H117ZM125 156H126V157H125ZM4 157H5V159L7 160L8 157H10V156H9V154H5V153H4ZM14 157L17 158V156H13V157H12V160H13ZM41 157H42V158H41ZM67 157H69V160H68ZM71 157H72V158H71ZM79 157H80V158H79ZM82 157H84V159H85V161H86L87 164H81V163L79 162V161H81V162H83V163L85 162L84 160H80ZM85 157H86V158H85ZM137 157H138V160H137ZM10 158H11V157H10ZM10 158H9V159H10ZM18 158H17V159H18ZM36 158H37V159H36ZM70 158H71L72 161L70 160ZM76 158H77V159H76ZM78 158H79V159H78ZM91 158H92V159H91ZM99 158H100L101 160H100ZM120 158H121V159H120ZM134 158H136L135 161H137V162H135V164H134ZM17 159L14 158V160H17ZM23 159H24V160H23ZM43 159H44L46 162L48 161L47 163L45 162L47 165L44 164ZM95 159H96V160H95ZM6 160H5V161H6ZM10 160H11V159H10ZM12 160H11V161H12ZM14 160H13V161H14ZM36 160H39V161H36ZM65 160H67V161H65ZM76 160H78V161H76ZM98 160H100L101 162L98 161ZM117 160H118V161H117ZM3 161H4V160H3ZM68 161H69V162H68ZM111 161H112V162H111ZM15 162H16V161H15ZM17 162H16V163H17ZM24 162H23V163H24ZM36 162H37V164H39V165H38V168H40V167L44 164V165L42 166L43 168L41 167V171H40V170L37 171V167L34 165ZM38 162H39V163H38ZM60 162H62V164H60ZM71 162H72V165H70ZM75 162H77L78 165H80V166H79L80 168L78 167L77 164H75ZM99 162H100V163H99ZM23 163H22V164H23ZM54 163H55V165H54ZM58 163H59V164H58ZM64 163H65V164L67 163V164L65 165ZM95 163H96V164H95ZM102 163H104V164H102ZM127 163L129 164L128 167H130L131 164H133V166L136 165V164H138L139 166L141 165V166H140V169H141V167H142L143 170H144V172H141V173H143V176H142L141 173H139L140 171H142V169L140 170V169L137 168L138 170L135 171L136 167L133 169V166L130 167L131 169H130V168L125 169V168H127V165H128ZM32 164H33V166H32ZM37 164H36V165H37ZM48 164H49L50 166H49ZM51 164H52V165H51ZM56 164L59 165V166L57 165L58 168H60V166H61V167L63 166L62 168H63V169L65 168V169L63 170V171H65V172H62V171H60L59 169H56V168H55V167H56ZM97 164H98V165H97ZM81 165H83V166H81ZM84 165H85V166L87 165V167L85 168ZM89 165H91V166L89 167ZM94 165H95V167L98 166V167H97V168H99V170L97 171L98 173L95 172V170H94V169H95V168H94ZM99 165H100L101 167H102V166H105V165H107V166H106L105 169H103V168H100ZM108 165H109V168H108ZM34 166H35V167H34ZM45 166H46L47 168H49L48 171H46V170H47L46 168L44 169ZM65 166H66V167H65ZM68 166H69L68 169L74 167L73 169L75 170V168H76L77 172H76V170H75V173H73V171H74L73 169H72L73 171H72L71 169H70L71 171H70V170H66ZM70 166H71V167H70ZM31 167L28 168V170H31ZM77 167H78V168H77ZM81 167H83L84 169H82ZM62 168H61V170H62ZM90 168H91V170H92V168H93L92 172H90V171H91ZM97 168H96V170H97ZM119 168H118V169H119ZM79 169H82L83 172H82L81 170H80V172H79ZM100 169H103V173H104V171L107 172V170L109 169L107 173L110 174V175L112 176L113 179H115V177H116V180L114 181L113 179H111V177H109L110 175H108V176L106 175V176H104L103 179H102L103 173H101L102 176H100V174H99V173L101 172ZM118 169H116V171H117ZM32 170H31V172H33V174H34V171H32ZM56 170H57V171H56ZM58 170H59V171H58ZM85 170H86V171H87V170H90V171H87V172H90V173H87ZM119 170H120V169H119ZM123 170H122V171H123ZM126 170H128V171H126ZM130 170H131V171H130ZM139 170H140V171H139ZM0 171H1V170H0ZM66 171H67V173H66ZM69 171H70V172H69ZM84 171H85L86 173H85ZM109 171H110L111 173H109ZM114 171H115V170H114ZM116 171H115V172H116ZM133 171H135V173L138 172L139 174H141L140 176H142L143 178L140 177V176H138L137 174H136V175H137L138 177H140V178H135L136 176H135V173H134ZM31 172H30V173H31ZM44 172L47 173V174H45ZM59 172H60V173L62 172L61 176H59V175H60ZM68 172H69V174H68ZM78 172H79L80 174H79ZM81 172H82V173H81ZM106 172H105L104 174H106ZM65 173H66V174H65ZM71 173H72V175H74V176L76 175V176H75V177H74V176L72 177ZM77 173L79 174L78 177H77V175H78ZM92 173H93V174H92ZM94 173H96L97 175L94 174ZM123 173H124V172H123ZM131 173H132V174L134 173V177H133V175H132ZM56 174H58L59 177H57ZM67 174H68L69 176H68ZM81 174H82L83 176H82ZM85 174H86V175H85ZM87 174H91V179H89V177H87ZM98 174H99V176H98ZM31 175H32V173H31ZM64 175H65V176H64ZM84 175H85L87 178L84 177ZM124 175H125V174H123L122 176H124ZM131 175H132V177H131ZM81 176H82V177H81ZM92 176H94V177L92 178ZM96 176H98V178H97ZM50 177H51V180H50ZM63 177H64V179H67V180H64ZM65 177H66V178H65ZM52 178H55V179H52ZM56 178H57V179H56ZM58 178H59V179H58ZM74 178H76V179H75L76 182H75ZM77 178H78L79 180H78ZM95 178H96V179H95ZM104 178H105V179H104ZM86 179H88L89 181L91 180V181H90V182H91V185H90V182H88ZM98 179H100V180H98ZM107 179H108V180H107ZM110 179H111V181H110ZM122 179L124 180L123 185L129 186L130 188H132V187L134 186V189H131V190L134 191V192H132L131 190H129L128 187H127V190H128L130 193L125 192V191H127V190H124V191L122 192V188L120 189V187H117V186H121V187L123 186L122 183H120V182L123 181ZM137 179H138V180H137ZM139 179H141V180H139ZM143 179H144V180H143ZM153 179H154V177H153ZM49 180H50V181H49ZM77 180H78V181H77ZM103 180H107V184H108L109 187L106 186L107 184H105L106 182H103ZM112 180H113L114 182H112ZM117 180H118V183L116 182ZM120 180H121V181H120ZM150 180H151V181H150ZM48 181H49V182H48ZM62 181H64V182L62 183ZM82 181H84V183H83ZM85 181L88 182L89 185H88ZM109 181H110V182H109ZM119 181H120V182H119ZM131 181H132L133 183H134V181H135V182H136V181H138V182H139V181H142V182H141V183L139 182V183H140V186H139V185H138V182H137L136 184L134 183V185H133V183L131 184ZM94 182L97 183V184L95 183L94 185H97V186H98V185L100 184L98 187L95 186L97 189H99V191H98V190H95V189H94L95 187L93 188V185H92V184H93ZM115 182H116V183H115ZM57 183H58V182H57ZM103 183H104V184H103ZM109 183H110L111 185H110ZM143 183H144V184H143ZM146 183H147L148 185H147ZM156 183H157V184H156ZM58 184H59V183H58ZM102 184H103V185H102ZM117 184H118V185H117ZM145 184H146L147 187L145 186ZM149 184H151V185H149ZM59 185H60V184H59ZM75 185H74V186H75ZM86 185H87V187H86ZM112 185H113V187H112ZM130 185H133V186L131 187ZM137 185H138V187H140V188H138V187H137V188L140 189V190L142 191V193H138V192H139L138 189L135 190V188H136ZM142 185L145 186V187H143ZM156 185H157V188H158V189L155 190ZM53 186H54V187L56 186V187H55L56 189H55ZM84 186H85V187H84ZM90 186H92V188H91ZM104 186H106V187H104ZM110 186H111L112 189H113V190H111V192L109 191L110 188H111ZM114 186H116L117 188L114 187ZM126 186H124L125 189H126ZM141 186H142V187H141ZM88 187H89V188H88ZM102 187H104V188H102ZM107 187H108V188H107ZM151 187H152V188L154 187L153 190L156 191V194L159 193V194H158L159 196H158V195L156 196V198L158 197V198H157L158 200L155 198L156 201L158 202V204H159V202H160L161 199H162L163 201L166 200L165 202H166L167 206H166V204H164V202L162 203V200H161V202H160L159 205L161 206V204H162V207H160V208H164V207H165V209H166L169 213H168V212H165V211H166L165 209H163L164 211H163L162 209H159V205L156 204L157 202L154 201L155 199H153V198L151 197V196L155 197V195H156L155 193H154V194H151V193H153V190H152ZM48 188H50V189H48ZM51 188H52V190L55 189V190H53V191L55 192L56 195L52 193L53 191L51 190ZM68 188H71V186L68 187ZM84 188H86V189L84 190ZM124 188H123V189H124ZM141 188H142V189H141ZM144 188H147V189H148V188H151L152 192L149 193V194H146V191L144 190V192H145V194H144V193H143V189H144ZM57 189H58V190H57ZM87 189H88V190L90 189V191H88ZM92 189H94V192L97 191V192H95V193H97L95 196L93 195V194H95V193H92V192H93ZM100 189H101V190H100ZM115 189H116V190H115ZM119 189H120L121 192L119 191ZM147 189H146V190H147ZM49 190H50V191H49ZM61 190H62V192H61ZM67 190H69V189H67ZM67 190H66V193L69 192V191H67ZM102 190H103V191H102ZM137 190H138V191H137ZM148 190H149V192H150V189H148ZM51 191H52V192H51ZM76 191H77L78 193H76ZM84 191H85L86 194L84 193ZM87 191H88V192H87ZM108 191H109V193L111 194V196H108ZM114 191H117V193H115ZM141 191H140V192H141ZM49 192H50V193H49ZM112 192L114 193L113 195H115V196H112ZM118 192H119V193H118ZM131 192H132V193H131ZM135 192L137 193V195H136ZM147 192H148V191H147ZM43 193H42V194H43ZM51 193H52V195H50ZM64 193H65V192H64ZM130 194H131V195H130ZM138 194H140V195H139L140 198L138 197ZM143 194H144V195H143ZM40 195H41V194H40ZM85 195H86V196H85ZM92 195H93V196H92ZM132 195H133V196H132ZM142 195H143V198L141 199ZM145 195L150 199L149 201H148V198H147ZM163 195H164V197H163ZM54 196H53V197H54ZM79 196H78V197H79ZM81 196H82V198H81ZM51 197H50V199H54V198H51ZM87 197H88L90 200L87 199V201H86V198H87ZM114 197H115V198H114ZM128 197H129L130 199H129ZM133 197H134V198L136 197V199H134ZM161 197H163V198H161ZM45 198H44L43 196H42V197L40 196V197L38 198V199H39V202H45ZM84 198H85V199H84ZM94 198H95V199H94ZM109 198H110V200H109ZM112 198H113V199H112ZM146 198H147V199H146ZM159 198H161V199H159ZM38 199L36 198V201H37ZM42 199H43V200H42ZM66 199H67L68 201H67ZM115 199H116L117 202H115ZM137 199H138V200H137ZM139 199H140V203H141V204H140V203H139V204L137 203V201L139 202ZM151 199H152L153 202H150ZM167 199H168V200H167ZM56 200H55V201H56ZM69 200H70V202H69ZM71 200H72V201H71ZM105 200H109V201H105ZM118 200H119L120 202H119ZM133 200H134V201H133ZM135 200H136V201H135ZM142 200H143L144 202H143ZM50 201H53V200H49L48 202H50ZM60 201H61V202H60ZM82 201H81V202H82ZM113 201H114V202H113ZM168 201H169V202H168ZM86 202H87V203H86ZM98 202H99V203H98ZM106 202H107V203H106ZM131 202H132V204H131ZM135 202H136V203H135ZM170 202L173 203V204H171ZM62 203H63V204H62ZM75 203H76V204H75ZM102 203H103V204H102ZM104 203H106V204H104ZM129 203H130V204H129ZM134 203L137 204V205H140L139 208L141 207V208H143V209H138V208H137L138 206L135 205ZM149 203H150V204H151V203H155L156 205H155V204H154V205H153V204L150 205ZM168 203H169V205H168ZM178 203H181V204H178ZM193 203H194L195 205H194ZM203 203H204V204H203ZM207 203H208V204H207ZM60 204L63 205V206L61 207ZM68 204H67V205H68ZM99 204H100V205H99ZM143 204H144V205H143ZM147 204H148L149 206H148ZM170 204H171L172 207L170 206ZM182 204H183V205L185 204V205L183 206ZM189 204H192V205H189ZM201 204H202V205H201ZM206 204H207V206L210 204V206L204 208V206H206ZM222 204H223V205H222ZM77 205H78V207H81V208H78ZM128 205H131V206H128ZM141 205H143V207H142ZM152 205H153V206H152ZM173 205H174V207H173ZM178 205H180L179 207H181V210H180V208L178 207ZM220 205H221V206H220ZM59 206H60L61 210H60ZM71 206L74 208L73 210H71V209H72ZM134 206H137V207H136V208L138 209L137 211L140 212V213L142 212L143 214L141 213V215H139L138 217H135V215L137 216L138 213H135V212L133 211V210H136V208H135ZM144 206H145V207H144ZM147 206H148V207H147ZM163 206H164V207H163ZM176 206H177V207H176ZM188 206H187V207H188ZM128 207H130L131 209H133V210H132L133 213L131 212V210H129L130 208H128ZM149 207H151V208H149ZM155 207H156V208H155ZM170 207H171V208H170ZM66 208H68V209L66 210ZM76 208H77V209H76ZM90 208H91V209L93 208V212H92V213H93V216H90V215H89V214L92 215V213H89V212L92 211ZM144 208H147V209H144ZM157 208H158V209H157ZM174 208H176V209L179 208L178 211H180V212H178V211H177L176 209H174ZM185 208H186V209H185ZM53 209H54V206H53ZM84 209L86 210V212L83 211ZM125 209H128L129 211H128V210H125ZM172 209H174V211H175V210H176V211L174 212ZM184 209H185V210H184ZM198 209H199V210H198ZM200 209H201V210H200ZM210 209H211V210H210ZM231 209H232V208H231ZM89 210H91V211H89ZM139 210H140V211H139ZM141 210H146L147 212L144 213V212L141 211ZM150 210H152V211H150ZM154 210H155L156 212H155ZM171 210H172V212H173L174 214L176 213V214H175L176 217H175V215H171L172 213L170 214ZM208 210H209V211H212V213H211V212H208ZM81 211H83V212H81ZM87 211H89V212H87ZM107 211H108V213L113 214V215H112V216H114L113 220H112L111 215L108 214ZM137 211H136V212H137ZM196 211H198V212H196ZM199 211H200V213H199ZM201 211H202L203 213H202ZM217 211H218V212H217ZM221 211H223V212L225 213V215H227V216H223L224 218H226L225 221H224V218H223V220H221V219H222V215H224L223 212H222V214H221ZM59 212H58V213H59ZM64 212H65V213H64ZM105 212H106V213H105ZM124 212H125V214H124ZM149 212H150V213H149ZM162 212H163V213H162ZM164 212H165V216H164V218H161L162 216L160 217V215H161V213L164 214ZM177 212H178V213H177ZM181 212H182V213H181ZM195 212H196V213H195ZM62 213H63V214H62ZM67 213H68L69 215H65V214H67ZM87 213H88V214H87ZM127 213H129V216H128ZM140 213H139V214H140ZM167 213L170 214V216L173 217V218H172V217H170V218L167 217V218H169V222H170V223H168V221L166 220V216L168 215ZM180 213H181V214H180ZM191 213H193V214H191ZM194 213H195V214H194ZM209 213H210V214H209ZM213 213H214L215 215L219 213V214H221V216L218 217V215H219V214H218V215H216V218H215V216L213 215ZM82 214H83V215H82ZM85 214H86V215H85ZM106 214H107V216H109V217L111 218V220H112V221H110L111 223L104 221L103 218L106 217V216H104V215H106ZM116 214H117L118 217L116 216ZM144 214H145L146 217H145V216L143 217ZM154 214H155L156 217H158V219H157V218L154 219V218H155V217H154ZM157 214H158V215H157ZM159 214H160V215H159ZM177 214H180L179 217H177ZM198 214H199V216H198ZM202 214H203L204 216H206V217H204V216L202 217ZM208 214H209V216H208ZM64 215H65V216H64ZM79 215H80V218L78 217ZM121 215H125V217L123 216L124 219L121 218ZM130 215H132L133 220H132V218L130 217ZM181 215H182V217H186V219H185V218L181 219V220H182V223H180L181 220H178V219H177V218H181ZM183 215H184V216H183ZM190 215H192V216L195 215V216H194V217L191 216V217H192V219H191V218H190ZM229 215H230V214H229ZM81 216H82V219H81ZM87 216H90V217L88 218ZM94 216H95V217H94ZM140 216H141L142 218H141ZM168 216H169V215H168ZM73 217H77V218H75L74 221H73ZM91 217L93 218L92 220H94V222L90 219ZM109 217H106L105 220H107V218H108V220H110ZM153 217H154V218H153ZM187 217H189L191 220H190L189 218H187ZM201 217L204 218V219H205V218H206V219H209V220L211 219V223L209 222V223L211 224V226H209V224L205 223V222H206V219H205V222L203 223L202 221H204V219L202 220ZM208 217H209V218H208ZM217 217H218V218H217ZM78 218H79V221H80V222H79V224H80L79 226H81V228H77L78 225L75 226V225L78 223V221H77ZM137 218H138V220H137L138 223H137V221H136V224H137V225H136L134 219H137ZM151 218H153L155 221H153ZM174 218H175V219H174ZM196 218H198L197 220H199V218H200L201 221L197 222ZM70 219H69V220H70ZM80 219H81V220H80ZM88 219L90 220L91 224H90V222H89ZM115 219H117L118 221H115ZM122 219H123V220H122ZM130 219H131L132 222L128 221V220H130ZM145 219H146V222H147V223L144 221ZM171 219H172V220H173V219L175 220V221L173 220L174 223L171 222V221H172ZM176 219H177V220H176ZM187 219H189V220H187ZM193 219H194V221H193ZM75 220H76V223H75ZM82 220H86V222H88V223H84L85 221H82ZM87 220H88V221H87ZM100 220H101V221H100ZM108 220H107V221H108ZM151 220H152L154 223H155L157 220H158V221L160 220V222H159L160 224H158V221H157L155 224H151V223H152ZM161 220L163 221V223H162ZM183 220H184V221H183ZM185 220H186V222H185ZM214 220H213V221H214ZM56 221H57V220H55V222H56ZM102 221H103V222H102ZM120 221H121V222L126 221V222H124L125 225L127 224V221H128V223L130 224V225H129V229H128V226H127V228H126V226H125L123 223H122V224H123V226H122V224L120 223ZM176 221H179V222L176 223ZM192 221H193V222H192ZM221 221H223V222H221ZM42 222H43V223H42ZM42 222H39V224H44L45 222H47V220H46V221L44 220V221H42ZM63 222H62V223H63ZM104 222H105V226H106L107 228L104 226ZM118 222H119L120 224H119ZM139 222H140V224H139ZM144 222L146 223V225H143V226H145V227L147 226L148 229H147V227H146V228L144 227L145 230H143V231L146 233V230H148L147 233H146L147 235H146L145 233H143V234H139V235H135V234L141 233L140 230L143 229V226H142L141 224H145ZM149 222H151V223L149 224ZM184 222H185V224H187V225L184 224L183 227H185V226H186V227H187V226L189 227V226H192L193 224H194L193 226H195V224H196V225L200 224V225H199V227L197 226V228H194L193 226L191 227L192 229H195V230H192V229L190 230V227H189V228L187 227V230L189 229L190 231L188 230L187 232H185V231H183L184 228L182 227V224H183ZM187 222H189V223L191 222L190 224H192V225H189V223H187ZM201 222L203 223V224H202L203 226H201ZM216 222H215V223H216ZM218 222H219V223H218ZM49 223H50V222H49ZM49 223H48V225H49ZM52 223H53V222H52ZM101 223H103V225H102ZM107 223H109V224H107ZM175 223H176V224H175ZM226 223H225V226H226L225 228L230 227V226H229L228 224H226ZM46 224H47V223H46ZM81 224H82V225H81ZM89 224H90L91 226H90ZM148 224H149V225H148ZM156 224H157V225H156ZM162 224H163V225H162ZM165 224H166V225L170 224V225L164 227ZM172 224H173V225H172ZM174 224H175V225H174ZM180 224H181V227H182V228L180 227ZM206 224H207V226H206ZM44 225H45V224H44ZM56 225H57V224H56ZM56 225H55V223H54V226H56ZM58 225H59V224H58ZM87 225H88V227H87ZM100 225L102 226L101 228H100ZM117 225H120V226H118V227H121V228H118ZM131 225H132V228H130ZM159 225H160L161 227H159ZM178 225H179V226H178ZM60 226H59V227H60ZM103 226H104V227H103ZM124 226H125V227H124ZM138 226H139V228H138ZM157 226H158L159 228H158ZM171 226H172V227H171ZM173 226H174V228H173ZM205 226H206V227H205ZM223 226H224V224L220 227L219 230H224L225 228H224ZM83 227H86V228H83ZM116 227H117V228H116ZM222 227H223V229H222ZM45 228H46V227H45ZM73 228H72V229H73ZM90 228H92V230H91ZM124 228L127 229L128 231L130 230V232H132V231H133V232H132V233H130V232L128 233V231H125V233H126V232H127V233H126V235H124L125 233L122 232ZM162 228H163V229H162ZM168 228H172V230L175 229V228H176V229H175V231H174V230L172 231L171 229H168ZM199 228L202 230L201 232H200V230H197V229H199ZM214 228H216V227H214ZM75 229H76V232H77V231L79 232V233L77 232V234H80V233H81V234L83 235V236H80L81 234L79 235L80 238L82 237L81 239L79 238V236H77V234H75V233H76V232H75ZM77 229H78V230H77ZM88 229H89V230H88ZM114 229H115V230H114ZM117 229H119V230H117ZM125 229H124V230H125ZM131 229H132V230H131ZM149 229H150V231L153 230V232L151 231L153 234H152V233L149 234V233H150V232H149ZM155 229H156V230H155ZM166 229H167V230H166ZM210 229H211V228H210ZM217 229H218V228H217ZM44 230H45V229H44ZM57 230H58L59 232H58ZM112 230H113L114 232H113ZM120 230H121V231H120ZM154 230H155V233H154ZM168 230H170V231L168 232ZM177 230H178V232H177ZM179 230H181V232H180ZM219 230H218V232H219L220 235H217L218 240L215 239L216 241L213 240V239H214L213 237H210L212 234H211V235H208L210 238H212V241H213V242H219L218 244H220V242H222V241H219V237H221V236L223 235V234L221 235V232H222V231H219ZM42 231H43V230H42ZM47 231H48V232H47ZM61 231H62V232H61ZM81 231H83V233H82ZM115 231H116V235H115ZM118 231H119V232H122V233L119 234ZM139 231H140V232H139ZM182 231L185 232V233L183 234ZM191 231H192V232H191ZM194 231H196V232H194ZM197 231H198V232H197ZM49 232H50V234H48ZM63 232H64V233H63ZM148 232H149V233H148ZM156 232H158L157 234H159V235H157ZM189 232H191V233H189ZM218 232H217V233H218ZM39 233H40V234H39ZM61 233H62V234H61ZM123 233H124V234H123ZM133 233H134V234H133ZM179 233H180V234H179ZM192 233H194V235L196 234V235H195V237L197 236L196 239H195V238L193 239L194 236H193ZM223 233L226 234L227 231L225 232V230H224ZM44 234H45V233H44ZM60 234H61V235H60ZM63 234H64V235H63ZM69 234H70V235H69ZM118 234H119V236H118ZM129 234H130V235H129ZM172 234H174V236H175V234H176V236H175L176 238H175ZM177 234H178V235H177ZM186 234H187V235H186ZM200 234H202V236H201ZM225 234H224V235H225ZM65 235H66L67 237H68V235H69L68 239H67V237H66ZM75 235H76V236H75ZM152 235H153V236H152ZM154 235H155V236H154ZM156 235L158 236V239H157ZM170 235H172V236H170ZM180 235H181V236H180ZM188 235H189V236L191 235L192 237H191V236L189 237ZM213 235H214V234H213ZM224 235H223L222 237L225 238L226 236H224ZM37 236H38V238H39L38 241H37ZM46 236H49L50 238H52V236H53L54 238L50 239L49 237L46 238ZM74 236H75V237H74ZM115 236L118 238L117 240H115L116 243H114V242H115L114 240H113L114 242L111 240V238L114 239ZM124 236H125L126 239L124 238ZM133 236H134V237H133ZM141 236H143V237H141ZM187 236H188L190 239H193V240H191V241L194 242V244H193L192 242L189 241L190 239L187 240V241H189V242L187 243V241L185 240L186 238L188 239ZM230 236H231V235L229 234L228 239H227V243H228V244L230 243V245H231V242H233V243H235V244L239 242L238 239H237L236 237H234V236H231V237L233 238V239L231 240V237H230ZM55 237H56V238H62V239H60V240L57 239L58 242H59V244H58V243L55 244V245L57 246V248H55L56 246L53 247V245H54V244H53V239H55ZM70 237H71V239H69ZM73 237H74V238H73ZM120 237H121V239L123 238L124 240H123V239L121 240ZM155 237H156V239H155ZM159 237H160V238H159ZM179 237H180V238H179ZM181 237H182V238H181ZM206 237H207V236H206ZM206 237L203 238V239H204V241L202 240L203 243H204L205 241H209V242H210L211 239L209 238V239L207 240L208 237H207V238H206ZM214 237H216V234H215ZM217 237H216V238H217ZM222 237L220 238V240L222 239ZM65 238H66V239H65ZM75 238H77V239H75ZM146 238H147V240H146ZM229 238H230V239H229ZM48 239H50V240L48 241ZM63 239H65V240H67V241H64V242H63ZM73 239H74V240H73ZM78 239H80V240H78ZM130 239H131V240L133 239V240L131 241ZM139 239H140V240H139ZM152 239H155V241L153 240V241H154V244H153V241H151ZM225 239H226V238H225ZM41 240H42L43 242H42ZM55 240H56V239H55ZM69 240H70V241H69ZM118 240H119V242H117ZM138 240H139V242H138ZM170 240L175 241V244L178 243V242H180V243L176 244V248H177V249L174 248L175 246L173 247V244H174V243H173L172 241H170ZM176 240H177V241H176ZM181 240L186 241V242H182ZM229 240H231V241H229ZM60 241H61V242H60ZM74 241H75L76 243H75ZM111 241H112V243H110ZM134 241H135V242H134ZM142 241H143V242H142ZM145 241H146V242H145ZM157 241H158V242H157ZM223 241H225V240L223 239ZM237 241H238V242H237ZM37 242H38L39 244H37ZM41 242H42V244L45 243L46 245H45V246H44V244H43V245H40ZM56 242H57V241H55V243H56ZM69 242H73V243H69ZM77 242H78V243H77ZM133 242H134V244L131 245ZM149 242H150V243H149ZM151 242H152V243H151ZM156 242H157L158 245L156 244ZM161 242H163V243H161ZM168 242H169V243H168ZM202 242H201V243H202ZM225 242H226V241H225ZM225 242H224V243H225ZM29 243H30V242H29ZM65 243H67V244H65ZM120 243L122 244L121 247H123V246H124L123 244H125V246H124L123 249H122L120 246H114V245H111V244H115V245H116V244H120ZM126 243L129 244V246H128ZM136 243H138L137 246H136ZM142 243H143L144 245H146V248L148 249V251L152 248V251L155 252V253L151 252V250H150L149 252H150L152 255L148 252V256H146V255H145V256H142V252H143V255H144V253H146V252L144 251L145 249L142 250V248H141V247H143V246H141ZM148 243H149V245L152 244V245H156L157 247H156V246H154V247H153V246H149ZM172 243H173V244H172ZM181 243H182V245H181ZM199 243H200V242H199ZM224 243L222 242V244H220V246L217 244V245H218L217 247H218V248H220L221 246L223 247ZM63 244H65L66 247L68 246V248L65 249L64 247L60 246V245H63ZM71 244H75V245H71ZM108 244H110V245H108ZM160 244H161V245H160ZM179 244H180L181 246H178ZM189 244H191V246H190ZM35 245H37V246H35ZM105 245H106V247H107L106 249H105V247H104ZM130 245H131V249H134V251L129 250V253H130V254H126V257H123V253H128L126 247L128 246V249H130ZM147 245H148L149 247H151V248L149 249V247H147ZM193 245H196V246H193ZM42 246H43V247H46V248L49 247V249H46V248H45V250H44V249L42 248ZM58 246H59V247H58ZM63 246H64V245H63ZM72 246H73V247H72ZM108 246H109V247H108ZM110 246H111V247H110ZM113 246H114V248H116V249H112ZM134 246H136V249H135ZM183 246H184V247H183ZM50 247H51V248H50ZM155 247H156L157 249H156ZM178 247H179V250H178ZM180 247H181V248H180ZM185 247H186V248H185ZM222 247H221V248H222ZM62 248H63V249H62ZM140 248H141V249H140ZM143 248H144V247H143ZM172 248L175 249V252H174V250H173ZM30 249H31V250H30ZM32 249H34V251H33ZM54 249H59V250L61 249L59 255H57V253L59 252V250L56 251V250H54ZM64 249H65L66 251H65ZM103 249H104V250H103ZM117 249H118V250H117ZM119 249H120V250H119ZM138 249H139V250H138ZM147 249H146V251H147ZM182 249H183V250H182ZM75 250H76V251H75ZM112 250H113V251H112ZM114 250H115V251H114ZM122 250H124V251L122 252V255H119V254H121V251H122ZM125 250H126V251H125ZM135 250H136V252H135ZM140 250H141V251H140ZM157 250H158V251L160 250L161 254H160V252H157ZM176 250H177V251H180V252H177ZM30 251H31V252H30ZM44 251H45V252H44ZM46 251H47V252H50V253L48 254V253H46ZM51 251H52V252H51ZM64 251H65V252H64ZM70 251L72 252L71 255H70V253H71ZM111 251H112L113 253H112ZM130 251H132V252H130ZM138 251H140V252H138ZM172 251H173V252H172ZM182 251H183V252H182ZM190 251H191V252H190ZM42 252H43V255L40 256V254H42ZM54 252H55V253L57 252V253L55 254ZM69 252H70V253H69ZM116 252H117V254H116ZM133 252H134L135 254L138 253L139 256L141 255L142 257L140 256V258H139V256H138L137 254H136V255H137L138 257H136V256L134 255ZM176 252H177V253H176ZM181 252L183 253V255L181 254ZM187 252H188V253H187ZM189 252L191 253L190 256H189ZM61 253H64V254H63L64 258L67 256L65 259H63V261H61L62 258H63V256H62ZM132 253H133V254H132ZM156 253H159V254L156 255ZM164 253H166L165 256H164ZM174 253H175L174 258H170V257L173 256ZM146 254H147V253H146ZM154 254L158 257L157 260H156V256H155ZM162 254H163V255H162ZM167 254H168L169 257H166ZM169 254H170V255H169ZM192 254H193V255H192ZM117 255H118V256H117ZM149 255H150V256H149ZM171 255H172V256H171ZM191 255H192L193 257H192ZM30 256H31V257H30ZM46 256H48V257H46ZM50 256H51V258H50ZM56 256H57V257H56ZM121 256H122V257H121ZM124 256H125V255H124ZM152 256H155V257H154V258H151V259H148V258H150V257H152ZM180 256H182V257H180ZM33 257H34V258H33ZM43 257H44V258H43ZM70 257H71V258H70ZM120 257H121L123 260H121ZM147 257H148V258H147ZM160 257H161V258H160ZM189 257H190V258H189ZM24 258H25V259H24ZM26 258H27V259H26ZM135 258H137V259H135ZM138 258L140 259V261H139ZM162 258H163V259H162ZM169 258H170V260H169ZM191 258H193L194 261H191V260H193V259H191ZM22 259H23V260H22ZM34 259H35V261H34ZM44 259H45L46 262L44 261ZM50 259H51V260H50ZM53 259H54V260H53ZM57 259H58V260H57ZM60 259H61V260H60ZM146 259L149 260V261H147ZM176 259H175V261L178 263V261H177ZM198 259H199V260H198ZM38 260H39V261H38ZM56 260H57V261H56ZM136 260H137V261H136ZM150 260H151V261H150ZM153 260H154V261H153ZM163 260H164V261H163ZM248 260H249V259H248ZM41 261H42L43 263H40ZM55 261H56V262H55ZM131 261H132V262H131ZM135 261H136V262H135ZM145 261H146V262H145ZM158 261H159V262H158ZM196 261H197V262H196ZM24 262H26V263H24ZM125 262H123V263H125ZM177 263H176V264H177ZM125 264H126V263H125ZM179 264H180V263H179ZM181 264H182V263H181ZM200 264H201V263H200ZM233 264H234V263H233ZM235 264H238V262L235 263ZM241 264H242V261H241ZM243 264H246V263H243Z\"/></svg>",
	"mask_w": 264,
	"mask_h": 264
}]
</instances>
